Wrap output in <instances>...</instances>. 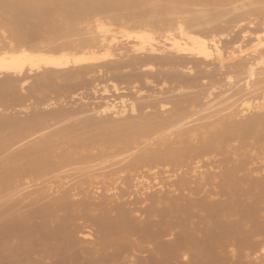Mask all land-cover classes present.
Masks as SVG:
<instances>
[{"label": "rangeland", "instance_id": "1", "mask_svg": "<svg viewBox=\"0 0 264 264\" xmlns=\"http://www.w3.org/2000/svg\"><path fill=\"white\" fill-rule=\"evenodd\" d=\"M15 1L19 2L20 5H22V4L25 5L24 2H26L27 0H15ZM15 1H14V3H15ZM144 1L142 2L143 5L141 3H139L140 5L138 3H134V4L131 3L132 5L131 4H125V6L122 4L123 7L121 6V4L114 3V1H112L113 3L111 1H105V3L100 2L101 4L97 3L98 5L100 4L99 6H96L97 5L96 3H95L96 5L93 4V6H89V4H92V3H87L88 4V6H87L85 3L84 5H86L88 7V8L86 7L87 8L86 9V8H84L85 6H82L83 4L81 5L80 3H77L78 1L75 2V0L74 1L70 0V2H72V3L73 2H75V4L77 3L76 4L77 7L74 5V3L71 4L69 2V4L73 8L68 7V12L73 13V14L68 15L66 13L68 15V17L66 16L65 13L62 14V12H63L62 8L58 7V4L55 3L56 6L53 4H52L53 6L51 5V7L46 6V8H48L47 10H46V8H44V9H41L42 11L41 10L36 11V13H33V14H36L34 16H33V14H32V16H31V14H28L27 15L28 17L30 15L29 18L27 16H25V17H27L28 20H25L23 22L22 19H20V20H18V21H20L19 23L15 22L18 25L15 24L14 22H13L14 24L12 23L11 19L12 18H13V20H15V19H14V17H12V15H10V12L8 11L9 12V14H8L7 12H5L6 8H5V10H3L4 7L2 8L0 6V8H1L0 9V14H1L0 15L1 16L0 17V19H1V21H0V27H1L0 28V45L1 46L0 47H1V51H2V48L6 46L5 44H7L8 47L6 46L3 49H5L4 51H6V52L9 50L7 53L0 51L1 52L0 56L4 53L10 54V52L11 53L13 52L12 54L16 55V54H19V51H21L20 54L23 55L22 52L25 53L27 51L25 53L26 55L31 54L30 56H34L35 58L36 57H43L44 55H45L44 57H46L48 55V58H52V59L55 58L54 60H58V59L61 60L62 59L61 62L64 61L62 64H60L61 66L60 65L56 66L53 64L52 65L51 64H44L41 62V64L40 63L38 64L39 67H36V66L30 67L29 63L25 60L27 63L25 62V65H23L24 67L21 69L22 70V72H20L21 74L19 72L15 73L16 71H14V72H11V71L9 72V71H4V70L0 71V78H1L0 81H3L2 78L3 79L5 78L7 81H12L14 78H17V79L19 78L18 80L14 79L12 81L15 84V82L16 81L18 82L22 76H23L22 79L24 78V80H21V82L18 83L19 85H17V83L15 84L18 87L14 86L15 89L18 88L19 93L17 90L15 91L14 88H12V90H14V92L12 91V94L14 93V96H12L13 98L10 96L12 94H10L11 91H9V90H8V92L7 91H4V92L2 91L3 93L0 92V100L4 98V94L6 97L5 100L4 99L1 100V101H4L5 103H3V102L1 103V101H0V117H2V115L7 116V118H8V116H10V118L8 120H11V121H17L16 119H18V123H12L11 121H8V120H7L8 123H6L5 119H7V118L4 116V121H5L4 123L6 125L1 124L3 121H0V124H1L0 127L4 128L3 130L0 129V132L2 131L0 133V136L2 135L0 138V146L1 147L3 146V145H1V141H5L4 137L7 136L9 139V137L12 135V133H15L12 135V137L15 138V140H14L15 143L12 141L14 143L13 144L11 141H9L10 145H13V146L9 147L8 146L9 143H8V145H7L8 147H6V145H4V150H2L3 147H2V149H0V158L3 157V159L1 158V160H0V165H1L0 166V171H1L0 172V179H1L0 183H2V184H0V264H264V190H263L264 186L263 187L260 186V188H259L258 185L256 184V186L253 187L255 185L254 184L251 187V186H249V184H251V182H248V181H251L250 180L251 178H253V177L256 178V176H259V175L261 176L262 174H264V171H263L264 169L262 170V168H263L262 164L260 166V158H259L261 156H264L263 155L264 154V151H263L264 150V148H263L264 147L263 146L264 145V136H263V138H261V135L264 134V131H262L263 134H260L257 131V128H255V129L253 128L254 131H253V129L247 130V131L241 130L242 132H247L244 135L245 137H246V135H248L249 137L251 136L250 138L249 137L245 138L242 135L244 133H242L240 131L239 133H240L242 139L240 136H239L240 138L237 137L239 135V133H237L238 135L235 134L236 133L235 129L232 130L235 133L231 132V134H233L234 136L230 135V137H228L227 134L229 135L230 134L229 132L228 133L224 132L226 134V137H225L224 133L222 134V136H221V134H215L216 139L220 138L219 141L221 142V144L223 145V143H224L223 146L220 145L219 142H217L218 140L214 139L215 135L214 136L211 135L214 138L210 136L211 137L210 139H212L213 141L216 142V146H215L216 150L213 147L215 145V142H213V141L210 142V139L209 140L207 139L209 141V143L210 144L214 143V144L212 145V148L210 145L209 148H211V149H208V150H207V146H209L208 141L206 140L204 142L201 138L200 139L196 138V136H195V138L189 137L188 139L192 138V139H190L191 141L186 140L187 142L186 141L182 142L187 137L181 138L179 136L180 134H175L172 131H174L177 128H181V124L183 127V124L185 122H188V121L190 122V119H191V121L194 120V122L189 123L192 126L195 122H197V121H195V119L197 118V116H198L197 114L199 113V111H201L202 113L204 111H207V110H199L198 109L199 107L196 108L197 106L194 103L193 99L194 98L196 99V96L198 97V95L201 93L203 96L207 95L206 96L207 101L210 100V102H211L212 96H216L218 94H220V95L224 94L223 92L227 91V90H222V87H221V89H219V93H218V91L217 92L215 91V90H218V88L213 89L212 87L210 88L208 86L210 90L212 89V91H214L216 93V95L213 92L210 94L209 90H207L203 94L202 93L203 89L201 90L200 88H204V85H205L204 83H205L206 78L204 80L202 78V82H204L203 83L204 85H202V87L199 86V84L200 85L202 84L201 81L194 80V81L198 82L197 83L198 85L192 84V83H195L192 81L187 82V83H189V85H190V82H192L190 85L191 87L192 86H194V87L199 86V87H195V88L200 89V91H198V95L196 93L197 89L195 90L196 94L194 92H192L193 91L192 89H194V87L190 88V86L187 85V86H185L186 87L185 88L184 85L187 84L185 82H184L183 87H182V85H181V88H180V86L176 87L177 85H175V82L173 84V80H171L172 78L173 79H175V78L173 76L170 77L166 73L172 71V70L169 71V68L171 69L173 67V70L178 69V68L175 67V65H173V64H171L173 66H169L170 64L168 66H166V63L163 62V63H165V66L168 68V70H167V68L164 66L166 68V70L168 71V72H166V70H163L165 68L161 67L162 65H160V63L157 64V62H158L157 60H155L156 62L154 61L155 64H157L155 69L158 70V68L161 67L159 69L160 71L158 70L157 72L160 73L163 71L162 74L165 73L166 76L161 75V73L156 74L155 72H153V74H151V75H154V77H158L154 80L157 84H160V85H157L156 83L153 82V80H152L153 78L151 77V75H148V74L152 73V71L154 70L151 67H155L154 65L150 64V62H152L153 59H157V56L161 57L164 54L167 55L169 51L171 52V53L169 52L170 54H172L176 51L175 48H174L175 50H173V47H171L172 50H169L170 48L169 49L166 48L165 50L167 52L165 50L164 51L161 50L163 47L165 48L169 44H171L169 42L170 37L174 38L175 40H177V39L181 40L180 34H182V33L180 32V30H182V29H184V30H182V32L184 31L183 32L184 34L186 32V34H187L186 36H191V37L195 36L196 37V35L197 36L199 35V37H201V38H203L204 36H207V34H205L203 36L204 30H205L204 28H206V24L208 26H210L209 23H211L210 27H212V24L216 23L215 26L213 25L214 27H212V29H214V28L216 29V26L219 23H221V21L224 22L223 24H225L226 18H225V21H223L224 19L221 20L222 19L221 18L222 17L221 11L223 10L224 11L223 13H225L226 11L224 9H228L229 6L227 7V5L221 6L222 4H216L214 7L212 4H208V2H206L204 0H198V2L200 1V5H197V6H193V5H196L198 3H196V1H194V0H191V3H193L191 6V3H189V0L188 1L182 0V2L180 0V2L183 5H184L183 1H185V3L187 2V4L184 5V7H185L184 8L182 4L181 5L179 4L178 0H171L172 2H174L173 3L174 7L172 5V2H170L169 0H167V1L166 0H153V1L144 0ZM159 1H161V2H159ZM175 1H177L176 3L180 6V9H176V6L177 7H179V6L177 4H175ZM192 1H194V2H192ZM245 1H249V0H238L236 2V7H238V8H235L236 10L235 9L232 10L229 8L228 9V11H229L228 17H230L231 15L236 17L239 14H245L248 11V7L246 6V8H245V6L243 5V4H246ZM109 2L111 4H109ZM153 2H154V4H153ZM204 2H206L208 5ZM194 3H196V4H194ZM203 3L205 4V6L202 5ZM78 4H79V6H81V8L78 7ZM151 4H152V6H151ZM247 4H248V2H247ZM254 4H256V3H254ZM127 5H128V9L126 7ZM129 5H130L131 9L129 8ZM217 5H219L220 7ZM242 5L244 6L245 10H247V11L242 10V7H243ZM250 5L256 6L258 4H256V5L249 4V6ZM106 6L108 9H105ZM167 6L171 8V9L169 8L170 9L169 11H168ZM181 6L183 7V9ZM190 6H191V8L192 7H194V8L191 9ZM209 6H213V7H210L211 9H208ZM90 7H94V8H92V12L90 10ZM96 7L98 8V10ZM145 7L147 8V10ZM186 7L187 8L189 7V8L186 9ZM222 7H223V9H222ZM69 8L71 9V11L69 10ZM82 8L86 12V13H84V15H82L84 12ZM21 9H23V8H21ZM140 9L142 10V12ZM157 9H158V11H156ZM185 9L187 11L188 10L189 11L186 13ZM217 9H222V10H220V14H219ZM129 10H130V13H128ZM135 10H136V12H135ZM183 10H185L184 11L185 14H184ZM78 11H79V13H78ZM181 11L183 12L184 15L182 14ZM40 12H42V13H40ZM87 12H88V14H87ZM146 12L148 14H146ZM149 12H150V14H149ZM76 13H77V15H76ZM111 13H112V15H111ZM86 14L88 16H86ZM96 14H98V15H96ZM179 14H182V15H179ZM247 14H248V12L245 15H247ZM207 15L211 16V18L208 17ZM81 16H82V18H81ZM168 16H169V18H168ZM223 16L225 17L226 15L223 14ZM84 17H85V19H84ZM207 18H208V20L206 21ZM212 18L216 19L215 22ZM7 19H9L8 20L9 23H8ZM201 19H203V22L206 21V23H203ZM22 22H23V24H22ZM173 22H176V23H173ZM178 22H180V23H178ZM202 23L205 24L204 25L205 27L203 26ZM19 24L22 25V26L20 25L22 28V30H20V31L23 32L22 35L20 33H18V35H16L14 33V32L17 33L16 28H17V30L20 29V27L18 28ZM169 24L172 26H170ZM178 24L182 25V26H180L182 28L178 27L179 26ZM223 24L221 23L219 25L222 26ZM101 25L103 27L102 30L105 33L102 32V30L100 29ZM197 25L200 26L199 29L201 28V26L204 27L203 28L204 30H201L202 29L201 28L199 31ZM219 25L217 27H219ZM250 25H251V27H250ZM4 26H6V27H4ZM34 26H35V28H34ZM144 26H145V28H144ZM208 26H207V28H208ZM248 26L249 27L247 28V31L250 28H254V24H248ZM13 27L15 30H13ZM23 27L25 28L24 30H23ZM194 27H196L197 29L196 28L194 29ZM105 28H106V30H105ZM252 30L250 29L248 32L250 33ZM201 31H202V33H201ZM216 31H218L217 36H219V33H220V35L222 33L223 36H221V37L219 36V38L224 39L225 32H220L219 30H216ZM257 31H259V32H257ZM12 33H13V35H11ZM176 33L179 34L180 37H177L178 35L176 36ZM254 33H255V35H254ZM14 34H15V36H14ZM19 34H20V36H19ZM84 34H85V36H84ZM167 34H169L170 37ZM200 34H202V35L200 36ZM260 34H262V29H259V30L254 29V32H251L249 35L250 36L249 42L239 41L240 44H239V42H237L240 47L236 46L238 44H236L235 40L227 43L226 45H228V46L225 45L226 48L224 46L221 47L223 50V54H225V55L228 54V51H226L225 49H227V50H229L230 48L235 49L234 48L235 46L237 47L235 49L237 51L239 48L240 50L244 51V53L248 52L249 49L254 47V46H252V45H254L253 43H255L257 41L254 36H256V37L261 36ZM144 35H146V36H144ZM21 36H22V39L18 38ZM107 36H109V37H107ZM128 36H129V39H128ZM141 36H144L145 38H142ZM150 36H152V37H150ZM186 36L184 35L185 39H186ZM99 37H101V38H99ZM88 38H89V40H87ZM163 38H166V40H164ZM252 38H254L255 40ZM174 39L170 40V41L171 42L175 41ZM156 40L159 42H157ZM140 41H141V43H140ZM163 41H165V42H163ZM86 42H87V44H86ZM147 42L149 44L148 46H147V44L145 45V43H147ZM178 42H180V44L182 43V41H178ZM1 43H3V44H1ZM127 44H128V46H127ZM141 44H143L145 46L143 47V45H141ZM219 45H220V43H219ZM232 45H235V46L230 47ZM140 46L143 47L144 50H146V48L149 49L148 48L149 46L152 48L154 47V49L156 51L152 50V52H148L151 50H146L147 52L146 51L143 52L140 49L141 48ZM242 46H244V47H242ZM155 47H158V49L159 48L160 49L158 50ZM169 47H170V45H169ZM139 49H140V51H139ZM106 50L108 52H106ZM237 51H236V53H238ZM41 52H42V54H41ZM45 52H46V54H44ZM176 52L174 54H172L173 59H177V57H178V59L179 58L183 59L184 56H185L184 58H186V56L188 57L189 54L190 55L192 54L191 52L188 54V51L186 53H185V51H183L184 55H182L183 54V53H181L182 51H180V52L178 51L177 54L178 53L179 54L177 56ZM260 52L263 53L262 55H264V50H260ZM36 53H38V54H36ZM12 54H10V55H12ZM143 54H146L145 56H147V55L148 56L145 58V56ZM150 54H152V55H150ZM170 54L166 56V58L168 57V59H166L168 61L170 59L169 57L172 56V55L170 56ZM175 54L177 56L176 58H174ZM153 55H155L156 57H154ZM196 56L197 55H191L190 57H193L192 59L195 62L196 61L198 62V60H200V59L198 57L196 58ZM80 57H81V59L83 57V59H85V60L76 62V59H80ZM104 57H106V58H104ZM139 57L142 58L143 60H141ZM148 57H150L151 61H150V59H147ZM151 57H153V59ZM64 58H66V59H64ZM86 58H87V60H86ZM133 58H135L136 60ZM144 58L147 60H144ZM128 59H130V61H132L131 59H133L134 62H132L133 63L132 65ZM211 59H207L209 63L207 62V60L204 61V59H202L203 65H201L202 63L197 65V62L195 64V62L190 61L191 63L188 62L190 65L189 69L187 68L188 65H187V67L184 65L183 68H181L182 65H176L178 67L180 66L181 70L179 69V70H175V71H176V73H177V71L180 73V71L182 72L184 70L182 72L183 74L180 73L181 76L182 75L184 76L186 72L187 73L191 72V74H193L194 70L196 71V69H194V67L198 68V66L199 67L203 66L205 70H210L214 65L217 64V60H214L213 58H211ZM137 60L139 62L140 61L141 62L139 63ZM148 60L150 62H148ZM144 61L146 63H149V64H147L148 67ZM214 61H216L215 64H213ZM118 62H119V64H118ZM127 62H129L130 63L129 65H131L133 68L131 66L129 67V65L125 66V64ZM135 62H136V64L134 66ZM154 62L152 64H154ZM169 62H171V61H169ZM206 62H207V64H206ZM122 63L124 65H122ZM163 63H161V64H163ZM192 63H194V64H192ZM120 64L122 65V69L120 67L121 66ZM208 64H209L210 68H209V66H207L208 67V69H207V67L205 65H208ZM118 65H120V66H118ZM85 66L90 68V69H88V68L86 69ZM123 66H124V68H123ZM149 66H151V67H149ZM91 67H94V68H92L93 70L91 69ZM107 67H109V68H107ZM174 67H175V69H174ZM190 67L193 70H191ZM96 68H98V69H96ZM83 69L85 72L83 71ZM132 69H133V71H132ZM134 69H135V71H134ZM259 69L261 70V68H259ZM146 70L147 71L151 70V72L148 73L149 71L147 72ZM189 70H190V72H189ZM141 71H143V72L140 73ZM145 71L147 72V74L144 76L143 74H145ZM175 71H173V72H175ZM71 72H72V74H71ZM73 72H75V73H73ZM136 72H139L140 75ZM69 73L71 76L69 75ZM179 73H178V75H179ZM187 73H186V75H187ZM109 74H111V75H109ZM115 74L118 75L119 79H118L117 75L115 76ZM133 74H135L134 76L138 77V78L134 79L135 77H133ZM155 74L158 76H156ZM57 75L59 77H57ZM63 75H65V77ZM141 75H143V76H141ZM27 76L29 77V79ZM44 76H46V78ZM130 76H131V78H130ZM139 76H140V79H139ZM167 76L170 78L171 82L169 80H167V79H169ZM8 77H10V79H12V78L13 79L10 80ZM95 77H97V78H95ZM112 77H113V79H112ZM132 77L134 80H132ZM159 77L162 79H160ZM164 77L167 79L165 80ZM47 78H49V79H47ZM120 78H123V79H120ZM147 78L149 80H146ZM25 79H28V80H25ZM158 79L165 81L166 83L164 82V84H169V86H171L170 84L172 83V85H175L176 88H180V90H179V94H180L179 97L181 96L180 98L183 97V99H184V96L188 97L191 94L196 95L195 97L192 96V100H190L188 97L187 100L188 101L190 100L189 102L186 100V97H185L187 104H185V101H184V103H182L183 102L182 99H181L182 100L181 102L178 101V103H179L178 105H180L181 103L183 104V106L189 105L188 106V108H190L189 110H191V111L193 110V111L192 112L186 111L184 113V111L179 110L180 113H183L181 115L183 120L181 122L179 121L180 125L178 123H177L178 125L177 124L176 125L171 124L172 125L171 127L168 125L169 129L164 126L165 128H167L166 131H168V133L165 131V134H164L163 133L165 130V128H164V130L162 131V133L164 135H166V133L169 134V131H171L173 134L170 133V135L163 137V134L160 133V130L163 129V126H162V129L160 128L159 131L157 130L158 132L157 131L154 132L153 130L155 128H153L154 126H152L150 122L149 123L147 122L148 124L144 123V125L146 124L145 126L149 125L153 128V129L150 128L148 130H146L145 128H149V127L148 126L145 127L142 123L135 124V127H132V128H131L132 125H129V128H127V129L125 128L126 126H123L122 131H120V127H118L117 129H118L119 133L115 132V130L112 128V126H114L115 123H114V125L112 124V126H110L111 128L109 127L110 130H106L103 127V125H105L107 122L111 121L113 123L114 119H115L114 122L117 121L116 125H118V122L121 120L120 119L121 117L124 120L126 117H129V116L132 118L133 117L132 115H134V114L138 115V112L136 113V109H134V112H135V113L133 112L134 114L130 113L131 111H133L132 109H131V111L129 110L131 103L133 102L131 107L132 106L135 107L136 105L137 106H140L141 104L143 105L144 104L143 102H146V101L150 102V101L155 100L156 98L160 99L164 95V92L167 91V90H163V88L164 89L169 88L168 89L169 93L167 92V94L164 95L165 97H167V98H165V102L168 101V103L166 102L165 103L166 105L165 104L162 105V108H161L160 105L159 106L157 105V107H156V104L152 105L154 103L150 102L151 103L150 104V103L146 102L147 104H145V105L146 106L148 104L149 105L147 107H145L146 109L143 108L145 106V105H143V107H141V109H143V110H141V113H145V114L151 113L150 114L151 116L153 113L152 117H155L154 114L157 115V113H158L160 115V113H161V115H160L161 120L164 119V117L166 116V113L168 116V114L170 113L169 110H171L172 108L174 110V106L175 107L177 106V104H175V102L179 98V97L177 98V96H178L177 90L178 89H176L172 86L173 89H176L174 92H177V93H175L177 96L174 94V96L176 97V101H175V99H174L175 97L172 95L174 93L173 89L168 87L167 85H165L166 86L165 87L164 84L161 86V83H163V82H161L160 80L158 81ZM41 80H42V82H41ZM65 80H66V82H64ZM140 80H142V83ZM222 80H224V79H222ZM77 81L81 82V83L78 84ZM119 81L120 82L122 81V82L120 83ZM130 81L132 84L130 83ZM137 81H140V82H137ZM145 81H147L148 83H149V81L150 82L152 81V83H154V84L150 83L151 84L150 86H152L150 88L149 84H147V82H145ZM167 81H168V83H167ZM30 82L32 85L29 84ZM36 82H37V84H36ZM158 82H160V83H158ZM199 82H201V83H199ZM221 82H223V81H221ZM33 83H34V85H33ZM90 83H92V84H90ZM113 84H115V85H113ZM136 84H140L141 87H140V85H136ZM48 85H50V86H48ZM144 85L148 86L149 89H148V87H146V89H144L145 88ZM46 86L50 89L46 90L47 89ZM77 87H79V88H77ZM116 87H117V89H116ZM226 87L228 88V86H226ZM28 88H29V91H31L30 93H32V94L27 92ZM30 88H32V90H30ZM55 88H57V89H55ZM128 88H129V90H128ZM139 88L140 89L142 88V89L140 90ZM153 88H154V90H152ZM206 88L207 87H205L204 89H206ZM23 89H25V90H23ZM59 89H61V90H59ZM159 89L160 90L162 89L161 91H163V94ZM170 89H172V90H170ZM53 90H55V92H53ZM145 90H147V91H145ZM180 91H181V93H182V91H184L185 95L183 93L184 96H182ZM80 92H81V94H80ZM83 92H85V93H83ZM87 92H90V93L87 94ZM186 92H189L190 95H188V93H186ZM220 92H222V93H220ZM227 92L229 93L230 91H227ZM26 93L30 94V95L28 96ZM157 93H158V95H157ZM159 93H161L162 95H159ZM208 93L210 94V97H208L209 96ZM22 94H25V97ZM44 94H46V95H44ZM130 94L132 96L134 95L133 98H132V96H130ZM201 94L199 95V97L201 96ZM212 94H214V95H212ZM32 95L35 97V99ZM41 95H44L45 97L44 96L42 97ZM90 95H92V96H90ZM142 95H144V96H142ZM145 95H146V97H145ZM155 95H157L158 97H156ZM168 95H172V97H170ZM226 95L227 94L225 92L224 96H226ZM17 96L18 97L20 96V99H22V100L26 99L25 101L28 103H26L25 101L23 102L21 100V102H23V105H22L20 102H18L19 98ZM138 96H140V98ZM224 96H221V97H224ZM15 97H17V98H15ZM143 97H145V99ZM168 97H170L169 99H171V100H169ZM216 97H217L216 100H218L220 96H216ZM45 98H46V100H45ZM151 98H152V100H151ZM163 98L164 97H162V99ZM172 98L174 99L173 101H172ZM190 98H191V96H190ZM208 98H210V99H208ZM214 98L215 97H212V100ZM224 98H220L221 101L223 100L222 102L221 101L217 102L214 99L211 103V105H212L211 108L215 109V108L219 107L216 109V112H217V110L220 112V110H221L220 107H221L222 103L223 102L225 103L226 101L228 103L232 100V98H228V99H226V101H224L225 100ZM166 99H168V100H166ZM205 99H206L205 97H204V99L200 98L199 101L200 100L204 101ZM256 99H258V98H256ZM260 99L261 98H259L258 100H255V101H259ZM16 100L18 103L16 102ZM35 100L38 101L39 103L34 102ZM138 100H139V102H138ZM29 101H30V103H29ZM135 101L138 102L136 105H135V103H136ZM170 101H172L174 105L171 104L172 102L169 103ZM203 101H201V102H203ZM207 101H205V102L207 103ZM215 101H216V103H215ZM40 102H42V103H40ZM113 102H114V104H113ZM190 102L193 104H188ZM219 102H220V106H219ZM31 103H34V105ZM139 103H141V104H139ZM208 103H209V101H208ZM224 103L222 106H224ZM227 103H225V105H227ZM254 103H257V102H254ZM4 104L6 106L8 105V108L6 106H4ZM124 104H126V106ZM213 104H215L216 106L218 105V106L216 107ZM31 105H32V107H31ZM98 105H100L99 108H97ZM113 105H115L116 107ZM150 105L152 107L155 106L157 110H158V108H159V110L164 108L165 111L160 110L161 112H158L157 110L153 109L154 110V112H153V110H151V108H150L151 107ZM232 105H233V103H232ZM61 106L63 107L64 110L62 109ZM74 106H76V107H74ZM183 106H181V107H183ZM33 107L35 108V110ZM125 107L127 108L128 111L126 110ZM178 107H180V106H177V108ZM181 107H180V109L182 110ZM240 107H241V105H239V107H238V105L236 106L237 109ZM38 108H41V109H38ZM51 108L53 110V116L51 114L52 113ZM54 108L59 110V111L55 110ZM166 108H167V110H166ZM168 108H169V110H168ZM177 108H175V109L177 110ZM184 108L188 109L187 106ZM211 108H210V110H211ZM119 109H120V111H119ZM194 109H197V110H194ZM241 109L242 110L244 109L246 112L247 111L249 112V113L248 112L246 113V112H244V110L242 111V110L238 109L239 111H241L240 114H242V115H245L244 113L250 114V112H254L253 111L254 109H252V108H251L252 111H249L251 109L247 110V109H245V107L243 108V106ZM39 110H40V113H42V114H38V116H36V118L37 117L38 118L34 120L35 114L39 113ZM122 110H124V111H122ZM27 111H29V112H27ZM44 111H45V113H43ZM150 111H152V112H150ZM179 111L177 110L178 113H179ZM12 112H14L15 114ZM26 112H27V114H26ZM73 112L75 113V115ZM201 112L199 113V115L202 114ZM5 113H7L8 115ZM65 113H66V115H65L66 117L64 116ZM109 113L111 116L112 115L113 116L111 117L110 115H107ZM186 113H188V115ZM214 113H215V111H214ZM87 114H89V116ZM11 115L13 117H11ZM147 115L149 116V114H147ZM162 115L164 117H162ZM183 115H185V117L187 115V118H188L187 121L184 120L185 117L183 118ZM191 115L193 117L196 115L194 117L195 119L191 118L192 117ZM31 116H32V119L34 121L31 119ZM40 116L47 117L48 119L42 118ZM49 116H51V117H49ZM57 116H59V117H57ZM107 116H109L110 118ZM167 116L165 117L166 119H167ZM39 117L43 121L39 120ZM102 117H103V120H102ZM118 117H119V119H118ZM134 117L136 118V116H134ZM152 117H150V118H152ZM200 117L201 116H199V119H200ZM11 118H13V119H11ZM14 118H16V119L14 120ZM129 118H128V120L127 119L126 120L129 121L130 120ZM135 118H133V119H135ZM160 118H156L157 122L154 120V118H152L153 120H151V121H155L156 123H158ZM199 119L197 118L196 120H198V122H199ZM1 120H3V117L1 118ZM58 120H60V121H58ZM132 120H130V121H132ZM148 120H150V119H148ZM31 122H35L37 124V126H36V124H33ZM39 122H41V123H39ZM43 122H45V123H43ZM98 122L99 123L103 122L104 124L100 123L97 125ZM9 123H12V124L9 125ZM80 123H81V125H80ZM121 123H122V120H121ZM123 123H125V121H123ZM162 123L163 122H161V125H163ZM14 124H17V126L19 125L18 128ZM31 124L34 127V131H33V127ZM46 124H47V126L45 127L44 125H46ZM119 124H120V122H119ZM140 124H142L143 128L145 127L144 129H145L146 133H149V132L153 133V134L150 133L151 139L149 137H147L148 134L142 138V136L146 133L143 134L142 132H139L140 134L141 133L143 134L142 136L140 135L139 138H138V135L136 136V134H133L134 132H132V131H133V128H137L136 125L138 126L137 130L143 129L140 126ZM27 125L32 127V128L27 127ZM48 125H49V127H48ZM53 125H55V126H53ZM71 125H73V126H71ZM164 125H165V122H164ZM187 125L188 124H186V125L184 124V128L190 126V125H188V126ZM4 126H6V127H4ZM12 126H15L16 128L12 127ZM56 126L59 128H57ZM62 126L63 127L66 126V127H64V129L65 130L67 129L68 131L67 130L65 131ZM99 126H102V128L104 130H101L102 128H100ZM107 126H109V125H107ZM156 126L159 127V125H157V124H156ZM40 127H42L43 129H41ZM50 127L52 129H50ZM157 127H156V129H157ZM55 128H57V130H55ZM109 128H107V129H109ZM124 128L126 129L125 130L126 132H124ZM184 128L182 129L183 131L186 130ZM9 129L10 130L12 129L11 130L12 133L10 132ZM171 129H173V130H171ZM27 130H28V132H27ZM47 130H48V132H47ZM60 130L62 131V134H61ZM92 130L93 131L96 130L97 132L96 131L93 132ZM137 130H135V131H137ZM149 130H151V131H149ZM51 131L53 132V134L55 133V131L57 133H55L53 135ZM79 131H81V132L79 133ZM85 131H86V133H85ZM88 131H90V132H88ZM108 131H110V132H108ZM111 131H113V132L111 133ZM139 131L144 132V130H139ZM238 131L239 130H237V132ZM18 132H19V135H18ZM29 132H32V133H29ZM49 132H51V133H49ZM76 132H77V135H75ZM123 132H124V134H123ZM128 132L129 133L132 132V135L129 134ZM3 133H6L5 136ZM23 133H24V135H22ZM26 133H27V135H26ZM89 133H91V134H89ZM157 133H159L160 135ZM248 133H251V134L249 135ZM28 134L30 136H28ZM101 134H102V136H101ZM115 134H117V135L119 134L120 137L117 136L114 138ZM125 134H127L126 135L127 137L128 136L129 137L134 136V135L135 136L133 137V139H130L129 141H127L126 140L127 138L125 139L126 136L125 137L123 136ZM174 134L176 136H178V137H176L177 141H176V138H174V137L173 138L175 140L173 138H170V137H172V135L175 136ZM255 134H257V135L260 134V137H258L259 135L255 136ZM45 135H46V137H45ZM93 135L96 136L95 139H94ZM104 135L106 137L108 136L107 140L105 139L106 137H103ZM112 135H114V136L112 137ZM218 135H220V136L218 137ZM223 135H224V141H223ZM252 135H253V137H252ZM26 136L29 138H26ZM48 136H51V137H48ZM53 136H57V137H53ZM68 136H69V138H71V137L72 138L69 140V138H67ZM98 136L101 138H99ZM12 137H10L11 140L13 139ZM18 137H20V138H18ZM74 137H76L78 140ZM80 137L81 138L84 137L82 139L85 142H87V141H89V142H87V144H86L83 140H81ZM110 137H112V138L110 139ZM129 137H128V139H129ZM146 137L148 138V140L146 139ZM166 137H167V139L169 138L168 139L170 141L169 143H172V144L168 145L169 143L166 140ZM227 137H228V140H227ZM233 137L234 138L236 137L235 138L236 140L235 139L232 140L231 138H233ZM3 138H4V140H3ZM24 138H26V139H24ZM237 138L240 139L241 142L239 140H237ZM251 138H253L254 141ZM36 139H38V140H36ZM66 139H68V140H66ZM194 139H195V141H194ZM196 139L198 141L200 140L201 142L199 141L200 142L199 143ZM229 139L231 141H229ZM258 139L260 141L261 140L262 141L259 142ZM92 140L93 141L96 140L95 142H97V143L92 142ZM178 140H181V142ZM242 140H243V142H245L244 144H243ZM41 141H43V142H41ZM60 141H62L63 144ZM122 141H123V143H122ZM173 141H175L176 143ZM196 141H197V143H195ZM222 141H223V143H222ZM237 141L240 144L241 143L242 144L240 145L238 143L240 145L239 146L237 144ZM65 142H67V143H65ZM78 142L80 143V144H78L79 146L76 145V143H78ZM189 142H191V144H190L191 146L189 145ZM5 143H6V141H5ZM52 143L53 144L55 143V145H57V146L53 145ZM72 143L75 144L76 149L74 147H72L73 146ZM88 143H90L91 146ZM102 143L104 145H100ZM185 143L189 146V148L187 145H184ZM192 143L197 144L198 147ZM198 143H199V145H198ZM30 144H32V146H34L35 149L31 148L32 146ZM181 144L184 146H182ZM202 144L204 146L206 144L205 150H207L208 152L210 151L209 153L207 151L203 152L202 149H204V147ZM20 145H21V147H23V145H24V147H23L24 150L20 149L21 148ZM28 145H30L31 147ZM40 145H41V147H40ZM83 145H84V148H83ZM127 145H128V147H127ZM180 145H181V147H180ZM234 145H237V148ZM242 145H244V147ZM25 146L26 147L28 146V147L26 148ZM106 146L109 148H107ZM192 146H195V147H192ZM241 146L244 149H246V151L242 152ZM46 147H47V149H46ZM79 147H81V148L79 149ZM151 147H153V148H151ZM157 147L159 148V152H158ZM177 147H178V149H177ZM255 147L258 149L257 150L258 153H260V155L262 154L261 156L258 155L259 156L258 158H256V156H257L256 154H258V153L254 154V156L252 157L253 153L257 152V151L254 152V150H256ZM5 148H7V149L5 150ZM10 148L13 149L14 151L17 150L16 154ZM36 148L39 150L38 153H37L38 150ZM144 148H146V149H144ZM174 148L176 150V151L174 150L175 154H173ZM179 148H182V149L187 148V150L178 151ZM190 148L195 149L194 152L196 154ZM232 148L234 149V151L238 148L239 149L236 150V153H234V151H232ZM26 149L28 151H31L32 149L34 151L36 150V153L32 150V155L34 153H35V155H37V154L41 155L42 153H44V155H41V157L38 156L39 159H41V160H39L37 156H35V155L32 156L31 152L28 153V151ZM136 149H138V152L136 151ZM168 149L169 150L172 149V152L170 150L171 153H168L165 156L164 153L168 152L169 151ZM20 150H21L22 154L24 151L27 153L24 152V154L22 156H20L21 155ZM45 150L46 151L49 150V151L46 152ZM97 150L100 151V153ZM201 150H202V152H201ZM10 151H12V152H10ZM60 151H62V153ZM196 151L197 152L199 151V153H197ZM247 151H249V153ZM262 151H263V153H261ZM1 152H3V153L1 154ZM86 152H87V154H85ZM96 152H98V153H96ZM135 152L138 154H136ZM190 152L192 154H190ZM240 152H242V153H240ZM4 153L5 154L7 153L6 155H8V156L6 157V155H4ZM142 153H145V154H142ZM148 153H149V155H148ZM237 153H239V155L242 154V156H243V153H244V156L247 153L249 155V158H251V160L249 158H246V157H248V155L245 157L243 156L245 159L242 156L240 159V156L237 155ZM10 154H12V155H10ZM95 154H97V155L93 156ZM172 154H173V156H171ZM15 155H18L19 157L15 156ZM25 155L27 157L29 155V158H25L26 157ZM88 155H90V156L88 157ZM91 155L93 156V158ZM98 155H100L99 158L97 157ZM137 155L140 156V160H138V161H136L139 158ZM161 155H164V157ZM175 155H177V156H175ZM179 155H180V157H178ZM9 156H11V158ZM43 156H44L45 161H44V159L42 161ZM47 156L50 157L51 160H50V158L46 159L45 157H47ZM150 156H152V157H150ZM228 156L230 159L228 158ZM35 157H37V158H35ZM66 157H68L69 161H71V162H69L70 164L67 163L68 158H66ZM161 157H162V159H161ZM235 157L236 158L239 157L238 158L239 163L241 161L242 164L244 163L243 161L250 160V161L245 162L243 164L244 168L240 167L242 174L240 172H237V171L235 172V170H234V169L239 170L238 169L239 165L242 166L241 163L240 164L238 163V160H236ZM4 158H5V160H4ZM17 158L20 160H18ZM24 158H25V160H24ZM75 158L78 160L74 161L73 159H75ZM127 158H130V159H128V162L126 161ZM147 158H149V159H147ZM222 158H224V159L228 158V160H227L228 162H225L226 159L224 160ZM253 158H256L257 160H255ZM37 159L39 160V162ZM220 159H222V160H220ZM246 159H248V160H246ZM46 160H47V162H48V160L53 161L54 165L51 166L52 164L50 162H48L46 164ZM91 160H92V162H91ZM120 160H121V162H120ZM232 160H234V161L236 160L237 162L235 161V163L239 164V165L234 164L235 165L234 167H236V168L233 167L232 162H234V161H232ZM81 161H83V162H81ZM133 161H134V164L132 163ZM164 161H166V162H164ZM255 161L258 163H256ZM7 162H9L11 165H9ZM30 162H32L33 164L32 163L30 164ZM40 162L45 164L46 167L50 166V167H47L49 170L45 167L46 168V169H44L45 173H44V170L41 169L42 167L40 165H37V164H40ZM137 162H138V164H137ZM212 162H215V163H212ZM66 164H68V165H66ZM29 165L30 166L35 165L38 168L40 167L39 169H41L43 171H41V170L39 171L38 168H37V171L41 172L43 177L40 173L37 175L34 172L36 170L35 166L30 167ZM166 165H167V167H166ZM182 165H184V166H182ZM258 165H259V169L257 168ZM237 166H238V168H237ZM10 167H11V171L13 169L12 173L10 172ZM20 167H21V169H19ZM27 167H28V169L30 168L31 170L34 168L32 171L30 169L29 170L33 174H36V175H33L27 169ZM62 167H64V168H62ZM8 168H9V170H8ZM43 168H44V165H43ZM229 168H231V169H229ZM5 170H8V171H5ZM20 170H21V172H20ZM172 170H174V171H172ZM229 170H231L234 174H232V172H229ZM245 171H246V173H244ZM24 172H25V174H24ZM5 173H7V174H5ZM231 174H232V177H231L232 179L230 178ZM235 174L238 176L240 174V176L238 177L239 179L237 178V176ZM3 175H5V176H3ZM241 175L246 177V179L244 177H241ZM24 176H26V177H24ZM34 176H36V178ZM251 176H253V177H251ZM260 176H259V178H264L263 175H262L263 177H260ZM240 177L242 178V180L239 182V186L237 187L238 183H236V182L241 179ZM229 178L232 181L235 178L237 180H234V182H232L231 180H229ZM255 178H253L252 180H254ZM259 178L257 177V179H259ZM225 179H228V180H225ZM243 179H245L246 181L245 180L243 181ZM32 180H34V181L32 182ZM11 181H12V183H11ZM209 181H210V183H208ZM223 181L224 182L228 181V183L230 181V183L232 182L236 186L233 185L232 183L231 184L222 183ZM243 182H244V184L246 182V184L244 185ZM3 183L5 184L6 187L3 186L4 185ZM10 183L13 185H11ZM186 183H189V184H186ZM241 183L243 184V186H240V185H242ZM9 184H10V188H9V186H7ZM252 184H253V182H252ZM227 186H229V187H227ZM230 186H235V187H230ZM2 187H5V188L3 189ZM37 187H39L40 189L38 190ZM256 187H258V188H256ZM30 188L31 189L34 188V189L31 190ZM35 189H37V191ZM45 192H47V193H45ZM45 195H46V197H44ZM32 196H33V198H32ZM90 196H91V198H90ZM41 197H43V199ZM86 197H88V198H86ZM86 199H87V201H86ZM43 200L46 202H44ZM50 200H51V202H50ZM1 203H3V204L1 205ZM27 203H29V204H27ZM48 203H49V205H48ZM78 203H81V204H78ZM93 203H95V204H93ZM31 205L34 209L31 207ZM29 208H30V210H29Z\"/></svg>", "mask_w": 264, "mask_h": 264}, {"label": "bare ground", "instance_id": "2", "mask_svg": "<svg viewBox=\"0 0 264 264\" xmlns=\"http://www.w3.org/2000/svg\"><path fill=\"white\" fill-rule=\"evenodd\" d=\"M14 1L15 0H0V6L3 8V10H5V8H6V10H5V12H7L8 14H9V12H10V15H12V17H14V19L16 20H13V18L11 19V21H12V23L14 22H17V23H19L20 21H18V20H20V19H22V21L24 22L25 20H28L27 19V15L28 14H31V16H32V14L33 13H36V11H40L41 9H44V8H46V6H50L51 7V5L53 4V5H55L56 6V4L55 3H57L58 4V7H60V8H62V10H63V12H62V14H68V15H72L73 13H70V12H68V7H72L70 4H69V2H70V0H27L26 2H24V4L25 5H23L22 3V5H20L19 4V2H17V1H15V3H14ZM72 1V0H71ZM74 1V0H73ZM76 1H78L77 3H80L82 6H85L84 8H86L87 6H88V4L87 3H92V4H89V6H93V4H97V3H105V1H114V3H118V4H121V6L123 7V5L125 6V4H131V3H141L142 4V2L144 1V0H75V2ZM150 1H153V0H150ZM167 1V0H166ZM170 2H172L171 0H169ZM179 1V4L181 5L182 3V0H181V2H180V0H178ZM186 1H188V0H186ZM194 1H196V3H198V4H196V3H194V4H196V5H193V6H197V5H200V1L198 2V0H194ZM194 1H192V2H194ZM204 1H206V2H208V4H212L214 7H215V5L216 4H222L221 6H223V5H227V7L229 6V8L230 9H235V8H238V7H236V2L238 1V0H204ZM17 2V3H16ZM75 2H73L74 3V5L76 6V4H75ZM145 2V1H144ZM159 2H161V1H159ZM177 1H175V4H177L176 3ZM206 2H204V3H206ZM244 2V1H243ZM247 2H248V4H247ZM71 4H73L72 2H70ZM86 3V5H84ZM100 3V4H101ZM113 3V2H112ZM167 3V2H166ZM174 2H172V5H173V7H174V4H173ZM183 3H184V5L185 4H187V2L185 3V1H183ZM189 3H191V0H189ZM202 4V5H204L205 6V4ZM245 3L246 4H243L244 6H245V8H246V6L248 7V11L247 10H245V8H244V6L242 7V10H244V11H247L248 12V14L247 15H245V14H239V15H237L236 17L235 16H230V17H228V13H229V11H228V9H224L226 12L225 13H223L224 11L222 10L223 9V7H222V9H217L218 10V12H219V14H220V10H222L221 11V20H223V21H225V18H226V21H225V24H223L224 22H222L221 21V23L223 24L222 26L221 25H219V24H221V23H219L218 25H219V27H217L216 26V29L214 28V29H212V27H214L215 25H216V23L215 24H212V27H210L211 26V23H209V25L210 26H208L207 24H206V28H204L205 26V24H203V23H206V21L208 20V18L206 19V21L205 22H203V19H201L202 20V24H203V26L204 27H202L201 26V30H204V34H203V36L205 35V34H207V36H204L203 38H201V37H199V35L197 36L196 35V37L194 36V37H191V36H186L187 34H186V32H185V34L182 32V30H184V29H182V30H180V32L182 33V34H180L181 35V40L180 39H177V40H175L174 38H172V37H170V35L169 34H167V35H169V37H170V39H169V42L171 43V44H169L170 45V47H169V45L167 46V47H163L161 50H165L166 48L167 49H169V50H172L171 49V47H173V50H175L176 49V51L178 52H180V51H182L181 53H183V51H185V53L188 51V54L191 52L192 54L191 55H197L196 56V58L198 57L200 60H198V62H197V65H199L200 63H202L201 65H203V60L202 59H204V61L205 60H207V59H211V58H213L214 60H217V64L216 65H214L210 70H205L204 69V67L202 66V67H199L198 66V68H196V67H194V69H196V71L194 70V73L193 74H191V72H190V70H189V72L190 73H187V75H186V73H185V75L183 76H181V74L180 73H182L181 71H180V73L177 71V73H176V71L175 70H179L180 69V66L178 67V66H176V65H182V67L181 68H183V66L185 65L186 67H187V65H188V69H189V63L188 62H195L192 58L193 57H190L191 55L189 54V56L187 57L186 56V58H184L183 57V59L182 58H179L178 59V54H177V52H176V54H177V56H176V54H175V57L174 58H176L177 57V59H173V55L172 54H174V53H172V54H170L169 52H168V54L167 55H169L170 54V56L171 57H169L170 59H169V61H171V62H169L168 60H166V59H168V57L166 58V56L167 55H165L164 53V55H162L161 57L160 56H157V59H153V57H151L152 59H153V61L152 62H150L151 61V59H150V57H148L147 59H150V61L148 60V62H150V64L151 65H154L155 67H151V66H149V67H151V68H153L154 70L152 71V73H150L151 72V70H146L148 73H150V74H148V75H151V74H153V72H155L156 74H160L161 73V75H165L166 76V74L167 75H169L170 77L171 76H173L175 79H171V80H173V84H174V82H175V85H177L176 87H178V86H180V88H181V85H182V87H183V85H184V82L185 83H187L188 81H192V82H195V83H192V82H190V85H191V83L192 84H197L198 82H196V81H194V80H197V81H201L202 82V78H203V80L206 78V80H205V83L204 82H202V84L200 85L199 84V86L200 87H202V85H204V88L205 87H207L206 89H204V88H200L201 90H202V93L204 94L207 90H209L210 92V94L213 92L215 95H216V93L214 92V91H212V89L210 90L209 89V87L211 88H213V89H217L218 88V90H215L216 92L218 91V93H219V89H221V87H222V90H227V91H230L229 93L227 92V91H222L224 94H225V92H226V96H224V94H218V95H216V96H220L219 97V99L218 100H216V96H212V97H215L214 99L218 102V101H221V99L220 98H224L225 100L224 101H226V99H228V98H232V102L230 101V102H228L227 103V101L225 102V103H227V105H225V103H224V106H222L223 105V103H222V105H221V107H220V112L217 110V112H216V109L217 108H219V107H217L215 104H213L214 106H216L217 108H215V109H212L211 107H212V105H211V103H212V101L214 100H212V97H211V102H210V100H208L209 101V103H208V101H207V95H205V96H203L201 93V96L199 97V95H198V91H200V89L199 88H195V87H199V86H190L189 85V83H187L186 85H184V87L185 86H190V88H193L194 87V89H192L193 91L192 92H194L195 93V90L197 89V91H196V93H197V95H198V97L196 96V95H190L189 94V92H186V93H188V95H190L191 96V98H190V96H188L189 97V99L190 100H192V96L193 97H195L196 96V99L194 98L193 99V101H194V103L196 104V108H198L199 110H207V111H204L203 113L201 112V111H199V113L201 112L202 114L201 115H199V113L197 114L198 116H197V118L199 119V116H201L200 117V119H199V122H198V120H196L194 117L196 116H192L191 118H194L195 119V121H197V122H195L192 126H191V124H189V123H191V122H194V120L193 121H191V119H190V122L188 121V122H185L184 124L186 125V124H188V125H190V126H188V127H185L184 128V124H183V127H182V124H181V128H177V129H175L174 131H172V132H174L175 134H180L179 136L182 138V137H187V138H185L182 142H185L186 140H190V139H192V138H195V136H196V138H201L204 142L208 139H210L211 137H213L215 134H221V136H222V134L225 132V133H230L229 135L227 134V136L228 137H230V135H233V134H231V132L233 133L234 131H232L233 129H235L236 130V133L235 134H237V133H239L241 130H243V131H247V130H251V129H255V128H257V131L260 133V134H263V132L262 131H264V55H262L263 53H261L260 52V50H264V0H249V1H245ZM254 3H256V4H258V5H256V4H254ZM95 4V5H96ZM99 4V5H100ZM109 4H111L110 2H109ZM123 4V5H122ZM153 4H154V2H153ZM159 4V3H158ZM192 4L193 3H191V6H192ZM207 4V3H206ZM207 4V5H208ZM249 4H253V5H256V6H249ZM52 5V6H53ZM98 4L96 5V6H99ZM132 5V4H131ZM140 5V4H139ZM143 5V4H142ZM169 5V4H168ZM178 5V4H177ZM183 5V4H182ZM184 5H183V7H184ZM190 5V4H189ZM103 6V5H102ZM151 6H152V4H151ZM179 6V5H178ZM191 6H190V8H191ZM213 6H209V8L208 9H211L210 7H213ZM217 6H219V5H217ZM77 7V6H76ZM75 7V8H76ZM78 7L79 8H81V6H79V4H78ZM95 7V6H94ZM94 7H90V10H91V12H92V8H94ZM109 7V6H108ZM127 7V9H128V5L126 6ZM133 7V6H132ZM182 7V6H181ZM183 7H182V9H183ZM220 7V6H219ZM21 8H23V9H21ZM73 8V7H72ZM88 8V7H87ZM86 8V9H87ZM97 8V7H96ZM117 8V7H116ZM121 8V7H120ZM129 8H130V5H129ZM146 8V7H145ZM159 8V7H158ZM167 8H168V11L171 9L170 7H168L167 6ZM170 8V9H169ZM185 8V7H184ZM189 8V7H188ZM187 7H186V9H188ZM194 7H192L191 9H193ZM217 8V7H216ZM244 8V9H243ZM1 9V8H0ZM48 8H46V10H47ZM83 9V8H82ZM85 9V10H86ZM105 9H108L107 8V6L105 7ZM124 9V8H123ZM131 9V8H130ZM143 9V8H142ZM152 9V8H151ZM155 9V8H154ZM176 9H180V6L179 7H177L176 6ZM181 9V10H182ZM185 9V10H186ZM197 9V8H196ZM214 9V8H213ZM212 9V10H213ZM240 9V8H239ZM69 10L71 11V9L69 8ZM97 10H98V8H97ZM114 10V9H113ZM121 10V9H120ZM141 10V9H140ZM146 10H147V8H146ZM162 10V9H161ZM185 10H183V12L185 11ZM216 10V11H217ZM236 10V9H235ZM234 10V11H235ZM238 10V9H237ZM2 11V10H1ZM9 11V12H8ZM42 11V10H41ZM83 11H84V9H83ZM88 11V10H87ZM110 11V10H109ZM119 11V10H118ZM138 11V10H137ZM152 11V10H151ZM156 11H158V9L156 10ZM189 11V10H188ZM187 10H186V13L188 12ZM194 11V10H193ZM103 12V11H102ZM101 12V13H102ZM107 12V11H106ZM135 12H136V10H135ZM134 12V13H135ZM139 12V11H138ZM141 12H142V10H141ZM182 12V11H181ZM183 12H182V14H183ZM241 12V11H240ZM12 13V14H11ZM38 13V12H37ZM40 13H42V12H40ZM78 13H79V11H78ZM81 13V12H80ZM84 13H86L85 11L83 12V14L82 15H84ZM110 13V12H109ZM128 13H130V10H129V12ZM132 13V12H131ZM133 13V14H134ZM161 13V12H160ZM190 13V12H189ZM204 13V12H203ZM217 13V12H216ZM224 15H226L225 17L223 16V14ZM227 13V14H226ZM235 13V12H234ZM66 14V16L68 17V15ZM87 14H88V12H87ZM86 14V16H88ZM99 14V13H98ZM98 14H96V15H98ZM108 14V13H107ZM116 14V13H115ZM122 14V13H121ZM125 14V13H124ZM132 14V15H133ZM141 14V13H140ZM144 14V13H143ZM146 14H148L147 12H146ZM149 14H150V12H149ZM158 14V13H157ZM182 14H179V15H182ZM184 14H185V12H184ZM183 14V15H184ZM1 15V14H0ZM34 15H36V14H33V16ZM76 15H77V13H76ZM92 15V14H91ZM90 15V16H91ZM111 15H112V13H111ZM205 15V14H204ZM25 16H27V17H25ZM89 16V17H90ZM101 16V15H100ZM208 17H210L211 18V16H209V15H207ZM1 17V16H0ZM29 17H30V15H29ZM28 17V18H29ZM66 17V18H67ZM78 17V16H77ZM88 17V18H89ZM94 17V16H93ZM113 17V16H112ZM130 17V16H129ZM140 17V16H139ZM149 17V16H148ZM190 17V16H189ZM202 17V16H201ZM220 17V16H219ZM64 18V17H63ZM79 18V17H78ZM81 18H82V16H81ZM116 18V17H115ZM138 18V17H137ZM168 18H169V16H168ZM180 18V17H179ZM3 19V18H2ZM65 19V18H64ZM84 19H85V17H84ZM93 19V18H92ZM95 19V18H94ZM114 19V18H113ZM139 19V18H138ZM213 19V18H212ZM9 19H7V21H8ZM177 20V19H176ZM214 20V22H215V18L213 19ZM212 20V21H213ZM0 21H1V19H0ZM87 21V20H86ZM210 21V20H209ZM208 21V22H209ZM211 21V22H212ZM219 21V20H218ZM23 22H22V24H23ZM116 22V21H115ZM146 22V21H145ZM166 22V21H165ZM184 22V21H183ZM207 22V23H208ZM213 22V23H214ZM220 22V21H219ZM8 23H9V21H8ZM13 23V24H14ZM17 23H15V24H17ZM88 23V22H87ZM117 23V22H116ZM133 23V22H132ZM140 23V22H139ZM170 23V22H169ZM173 23H176V22H173ZM178 23H180V22H178ZM11 24V23H10ZM12 24V25H13ZM102 24V23H101ZM248 24H254V28H250L252 31L251 32H254V29H256V30H259V29H262V34H260L261 36H254L255 37V39L257 40L255 43H253L254 45H252V46H254L253 48H251V49H249L248 50V52H246V53H244V51H242V50H240L239 48H238V51L237 50H235L237 47L236 46H239V44H240V42L239 41H241V42H249L250 41V33L247 31V28L249 27L248 26ZM18 25V24H17ZM16 25V26H17ZM21 24H19V26H18V28L20 27V29H18L17 30V28H16V31H17V33L16 32H14L16 35H18V33H20L21 35L23 34V32L22 31H20V30H22V28H21V26H20ZM97 25V24H96ZM138 25V24H137ZM136 25V26H137ZM170 25V24H169ZM179 25V24H178ZM186 25V24H185ZM214 25V26H213ZM93 26V25H92ZM170 26H172V25H170ZM180 26H182V25H179L178 27H180ZM198 26V25H197ZM207 26H208V28H207ZM4 27H6V26H4ZM87 27V26H86ZM85 27V28H86ZM101 28V30H102V25L100 26ZM169 27V26H168ZM199 27L200 26H198V29H199ZM250 27H251V25H250ZM253 27V26H252ZM1 28V27H0ZM34 28H35V26H34ZM99 28V27H98ZM144 28H145V26H144ZM177 28V27H176ZM180 28H182V27H180ZM193 28V27H192ZM196 27H194V29H195ZM204 28V29H203ZM218 28V29H217ZM25 28L23 27V30H24ZM108 29V28H107ZM197 29V28H196ZM200 29H199V31H200ZM13 30H15L14 29V27H13ZM85 30V29H84ZM97 30V29H96ZM105 30H106V28H105ZM216 30H219L220 32H225V34H224V39L222 38H219V36L221 37V36H223L222 35V33H221V35H220V33H219V36H217V32L218 31H216ZM19 31V32H18ZM147 31V30H146ZM164 31V30H163ZM261 31V30H260ZM86 32V31H85ZM91 32V31H90ZM102 32H104L103 30H102ZM257 32H259V31H257ZM9 33V32H8ZM105 33V32H104ZM201 33H202V31H201ZM249 33V34H248ZM15 34H14V36H15ZM20 34H19V36H20ZM87 34V33H86ZM129 34V33H128ZM138 34V33H137ZM141 34V33H140ZM143 34V33H142ZM150 34V33H149ZM253 34V33H252ZM11 35H13V33L11 34ZM178 35V36H177ZM184 35L186 36V39L184 38ZM191 35V34H190ZM202 34H200V36H201ZM254 35H255V33H254ZM258 35V34H257ZM84 36H85V34H84ZM99 36V35H98ZM104 36V35H103ZM123 36V35H122ZM130 36V35H129ZM129 36H128V39H129ZM144 36H146V35H144ZM144 36H141L142 38H145ZM149 36V35H148ZM176 36L177 37H180L179 36V34H177L176 33ZM183 36V37H182ZM218 38H217V37ZM87 37V36H86ZM85 37V38H86ZM107 37H109V36H107ZM137 37V36H136ZM135 37V38H136ZM140 37V36H139ZM150 37H152V36H150ZM149 37V38H150ZM176 37V38H177ZM208 37V38H207ZM18 38H21L22 39V36L21 37H18ZM17 38V39H18ZM83 38V37H82ZM99 38H101V37H99ZM141 38V39H142ZM172 38V39H171ZM183 38V39H182ZM104 39V38H103ZM164 40H166V38H163ZM175 40V41H170V40ZM185 39V40H184ZM252 39H254V38H252ZM254 39V40H255ZM87 40H89V38L87 39ZM86 40V41H87ZM143 40V39H142ZM153 40V39H152ZM236 41V44H238L237 42H239V44L238 45H232V46H230V47H233V46H235L234 48L235 49H232V48H230L229 50H227V49H225L226 48V46H228V45H226L227 43H229V42H232V41ZM253 40V41H254ZM19 41V40H18ZM91 41V40H90ZM97 41V40H96ZM116 41V40H115ZM138 41V40H137ZM157 41V40H156ZM178 41H182V43L180 44V42H178ZM252 41V40H251ZM94 42V41H93ZM127 42V41H126ZM149 42V41H148ZM148 42L147 43H145V45L147 44V46L149 45L148 44ZM154 42V41H153ZM157 42H159V41H157ZM163 42H165V41H163ZM167 42V41H166ZM178 42V43H177ZM140 43H141V41H140ZM219 43H220V45H219ZM234 43V42H233ZM232 43V44H233ZM1 44H3V43H1ZM86 44H87V42H86ZM109 44V43H108ZM124 44V43H123ZM162 44V43H161ZM6 46H7V44H5ZM100 45V44H99ZM121 45V44H120ZM141 45H143V44H141ZM145 45H143V47L145 46ZM153 45V44H152ZM155 45V44H154ZM159 45V44H158ZM226 45V46H225ZM1 46V45H0ZM5 46V47H6ZM15 46V45H14ZM127 46H128V44H127ZM126 46V47H127ZM166 46V45H165ZM222 46H224L223 48L226 50V51H228V54H223V50H222ZM246 46V45H245ZM5 47H3V48H5ZM8 47V46H7ZM17 47V46H16ZM101 47V46H100ZM120 47V46H119ZM141 47V46H140ZM143 47H141L140 49L144 52V51H146V50H151V51H148V52H152V50H155L154 49V47L152 48V47H148L149 49H147L146 48V50H144V48ZM240 47V46H239ZM242 47H244V46H242ZM2 48V51L3 52H6V51H4L5 49H3ZM114 48V47H113ZM136 48V47H135ZM155 48H157L158 49V47H155ZM175 48V49H174ZM18 49V48H17ZM107 49V48H106ZM119 49V48H118ZM140 49H139V51H140ZM160 49V48H159ZM158 49V50H159ZM116 50V49H115ZM0 51H1V47H0ZM1 51V52H2ZM9 51V50H8ZM7 51V52H8ZM134 51V50H133ZM137 51V50H136ZM156 51V50H155ZM154 51V52H155ZM166 51V50H165ZM236 51L238 52V53H236ZM1 52H0V54H1ZM6 52V53H7ZM20 52L21 51H19V54H20ZM27 52V51H26ZM25 52V53H26ZM103 52V51H102ZM106 52H108L107 50H106ZM105 52V53H106ZM147 52V51H146ZM158 52V51H157ZM167 52V51H166ZM6 53H4V54H2L1 56H0V71H11V72H14V71H16L15 73H20V72H22V68L24 67L23 65H25V62L27 61L28 63H29V66L30 67H33V66H36V67H39L38 66V64L40 63L41 64V62L42 63H44V64H53V65H60V64H62L63 62H61L62 61V59L60 60V59H58V60H54V59H52V58H48V55L46 56V57H34V56H30L31 54H29V55H26L25 53H23L22 52V54L23 55H19V54H12L11 52H10V54H12V55H10L9 53V55L8 54H6ZM15 53V52H14ZM29 53V52H28ZM141 53V52H140ZM159 53V52H158ZM36 54H38V53H36ZM41 54H42V52H41ZM44 54H46V52L44 53ZM122 54V53H121ZM147 54V53H146ZM146 54H143L144 56L146 55ZM149 54V53H148ZM19 55V56H18ZM109 55V54H108ZM150 55H152V54H150ZM149 55V56H150ZM156 55V54H155ZM155 55H153L154 57H156ZM160 55V54H159ZM182 55H184V53L182 54ZM225 55V56H224ZM36 56V55H35ZM62 56V55H61ZM117 56V55H116ZM142 56V55H141ZM148 56V55H147ZM147 56H145V58L147 57ZM66 57V56H65ZM114 57V56H113ZM23 58V59H22ZM25 58V59H24ZM58 58V57H57ZM63 58V57H62ZM77 58V57H76ZM104 58H106V57H104ZM111 58V57H110ZM132 58V57H131ZM140 58V57H139ZM144 58V60H147V59H145ZM64 59H66V58H64ZM133 59H135V58H133ZM133 59H131L132 61H130V59H128L130 62H131V65L133 64L132 62H134L133 61ZM141 60H143L142 58H140ZM182 59V60H181ZM26 60V61H25ZM60 60V61H59ZM68 60V59H67ZM83 60H85V59H83V57H82V59H81V57H80V59H76V62L78 61H83ZM86 60H87V58H86ZM136 60V59H135ZM155 60H157L158 62H157V64L158 63H160V65H162L161 67H164L165 66V63H166V66H168L169 64V66H173V65H175V67H177L178 69H175V67H174V69L175 70H173V67L170 69L169 68V71L170 70H172V71H170V72H168L167 70H168V68H167V70H166V68L165 69H163V70H166V72H168V73H163L162 74V72H160V73H158L157 71L161 68H158V70H156L155 68H156V65L157 64H155ZM212 60V59H211ZM66 61V60H65ZM89 61V60H88ZM127 61V60H126ZM138 61V60H137ZM136 61V62H137ZM155 61V62H154ZM226 61V62H225ZM26 62V63H27ZM68 62V61H67ZM96 62V61H95ZM104 62V61H103ZM136 62L134 63V66H135V64H136ZM139 62V61H138ZM141 62V61H140ZM139 62V63H140ZM145 62V61H144ZM154 62V64H152ZM163 62H165V63H163ZM169 62V63H168ZM190 62V63H191ZM196 62H195V64H196ZM207 62H208V60H207ZM207 62H206V64H207ZM211 62V61H210ZM215 62L216 61H214V63L213 64H215ZM24 63V64H23ZM98 63V62H97ZM125 63V62H124ZM128 63V64H127ZM126 64H125V66L126 65H129L130 63L129 62H127ZM146 63V62H145ZM161 63H163V64H161ZM209 63V62H208ZM107 64V63H106ZM110 64V63H109ZM118 64H119V62H118ZM138 64V63H137ZM144 64V63H143ZM142 64V65H143ZM147 64H149V63H146V65ZM171 64H173V65H171ZM192 64H194V63H192ZM191 64V65H192ZM211 64V63H210ZM78 65V64H77ZM81 65V64H80ZM92 65V64H91ZM121 65V64H120ZM120 65H118V66H120ZM122 65H124L123 63H122ZM122 65L120 66L121 67V69H122ZM131 65H129V67L131 66ZM141 65V64H140ZM145 65V66H146ZM196 65V66H197ZM212 65V64H211ZM45 66V65H44ZM61 66V65H60ZM115 66V65H114ZM206 67L207 66H209V64L208 65H205ZM35 67V68H36ZM86 67V66H85ZM106 67V66H105ZM132 67V66H131ZM141 67V66H140ZM147 67H148V65H147ZM158 67V66H157ZM193 67V66H192ZM83 68V67H82ZM88 67H86V69H87ZM92 68H94V67H91V69ZM107 68H109V67H107ZM123 68H124V66H123ZM133 68V67H132ZM138 68V67H137ZM146 68V67H145ZM209 68H210V66H209ZM259 68H261V70L259 69ZM31 69V68H30ZM29 69V70H30ZM38 69V68H37ZM88 69H90V68H88ZM96 69H98V68H96ZM95 69V70H96ZM115 69V68H114ZM118 69V68H117ZM190 69L191 70H193L191 67H190ZM207 69H208V67H207ZM93 70V69H92ZM127 70V69H126ZM162 70V69H161ZM181 70V69H180ZM68 71V70H67ZM83 71H84V69H83ZM102 71V70H101ZM106 71V70H105ZM111 71V70H110ZM116 71V70H115ZM132 71H133V69H132ZM134 71H135V69H134ZM145 71V74H143L144 76L147 74V72ZM160 71V70H159ZM173 71H175V72H173ZM186 71V70H185ZM48 72V71H47ZM85 72V71H84ZM120 72V71H119ZM129 72V71H128ZM143 71H141L140 73H142ZM38 73V72H37ZM73 73H75V72H73ZM91 73V72H90ZM101 73V72H100ZM136 73H138L139 74V72H136ZM178 73H179V75H178ZM21 74V73H20ZM40 74V73H39ZM46 74V73H45ZM71 74H72V72H71ZM85 74V73H84ZM120 74V73H119ZM137 74V75H138ZM155 74V75H156ZM183 74V73H182ZM189 74V75H188ZM69 75H70V73H69ZM109 75H111V74H109ZM117 74H115V76H116ZM135 74H133V77H135L134 76ZM136 75V76H137ZM140 75V74H139ZM143 75H141V76H143ZM9 76V75H8ZM12 76V75H11ZM29 76V75H28ZM27 76V77H28ZM62 76V75H61ZM64 77H65V75H63ZM71 76V75H70ZM156 76H158V75H156ZM179 76V77H178ZM19 77V76H18ZM23 77V76H22ZM22 77H21V79L17 82H15V84L17 83V85H19L18 83L19 82H21V80H24V78L22 79ZM31 77V76H30ZM34 77V76H33ZM43 77V76H42ZM45 78H46V76H44ZM57 77H59L58 75H57ZM73 77V76H72ZM99 77V76H98ZM117 77H118V75H117ZM122 77V76H121ZM133 77H132V80H134V79H137L138 77H135L134 79H133ZM150 77V76H149ZM148 77V78H149ZM151 77L153 78L152 80H153V82L154 83H156L154 80L156 79V78H158V77H154V75H151ZM150 77V78H151ZM162 77V76H161ZM168 77V76H167ZM7 78V77H6ZM9 79H10V77H8ZM54 78V77H53ZM79 78V77H78ZM95 78H97V77H95ZM125 78V77H124ZM130 78H131V76H130ZM146 79V80H149V79ZM160 78V77H159ZM163 78V77H162ZM162 78H160V79H162ZM169 78V77H168ZM201 78V79H200ZM1 79V78H0ZM5 79V78H4ZM3 78H2V80L3 81H0V92H4V91H7L8 92V90L9 91H11V93L10 94H12V91L14 92V90L16 91H18V93H19V90H18V88H14V86L16 87L17 85H15L12 81L14 80V79H16V80H18L17 78H12V79H10V80H12V81H7L6 79L4 80ZM28 79H29V77H28ZM28 79H25V80H28ZM34 79V78H33ZM32 79V80H33ZM36 79V78H35ZM43 79V78H42ZM47 79H49V78H47ZM70 79V78H69ZM110 79V78H109ZM112 79H113V77H112ZM117 79V78H116ZM118 79H119V77H118ZM120 79H123V78H120ZM139 79H140V76H139ZM160 79H158V81L160 80ZM164 79L166 80L167 78H165L164 77ZM222 79H224V80H222ZM38 80V79H37ZM56 80V79H55ZM72 80V79H71ZM77 80V79H76ZM84 80V79H83ZM82 80V81H83ZM93 80V79H92ZM111 80V79H110ZM115 80V79H114ZM167 80H169L170 82H171V80H170V78L169 79H167ZM34 81V80H33ZM68 81V80H67ZM141 81V83H142V80H140ZM140 81H137V82H140ZM161 82H163V83H161V86L164 84V82L165 81H162V80H160ZM221 81H223V82H221ZM35 82V81H34ZM38 82V81H37ZM37 82H36V84H37ZM41 82H42V80H41ZM64 82H66V80L64 81ZM78 82V81H77ZM87 82V81H86ZM117 82V81H116ZM120 82V81H119ZM122 82V81H121ZM120 82V83H121ZM127 82V81H126ZM135 82V81H134ZM145 82H147V81H145ZM169 82V83H170ZM201 82H199V83H201ZM28 83V82H27ZM48 83V82H47ZM46 83V84H47ZM79 83H81V82H78V84ZM130 83H131V81H130ZM150 83H152V81L150 82L149 81V83L147 82V84H149V86L151 85ZM154 83H152V84H154ZM158 83H160V82H158ZM166 83V82H165ZM167 83H168V81H167ZM204 83V84H203ZM30 85H32L31 84V82L29 83ZM90 84H92V83H90ZM132 84V83H131ZM157 84V83H156ZM33 85H34V83H33ZM82 85V84H81ZM113 85H115V84H113ZM136 85H140V84H136ZM146 85V84H145ZM144 85V89H146V87H148V86H145ZM157 85H160V84H157ZM165 85H167L168 87H170V88H172L173 89V87L174 88H176L175 87V85H172V83L170 84L171 86H169V84H164V86ZM198 85V84H197ZM207 85V86H206ZM43 86V85H42ZM48 86H50V85H48ZM160 86V87H161ZM173 86V87H172ZM209 86V87H208ZM226 86H228V88L226 87ZM18 87V86H17ZM20 87V86H19ZM55 87V86H54ZM91 87V86H90ZM114 87V86H113ZM140 87H141V85H140ZM152 86H150V88H151ZM158 87V86H157ZM166 87V86H165ZM215 87V88H214ZM235 87V88H234ZM12 88H14V90H12ZM46 90H48V89H50V88H48L47 86H46ZM77 88H79V87H77ZM76 88V89H77ZM94 88V87H93ZM115 88V87H114ZM163 88V87H162ZM180 88H176V89H178L177 91H178V93L177 92H174L176 89H173V96H174V94L175 93H177V98L179 97V90H180ZM186 88V87H185ZM231 88V89H230ZM43 89V88H42ZM45 89V88H44ZM55 89H57V88H55ZM106 89V88H105ZM116 89H117V87H116ZM140 89V88H139ZM142 89V88H141ZM140 89V90H141ZM148 89H149V87H148ZM147 89V90H148ZM168 89L169 88H163V90H167L166 92H164V95H166L167 94V92L169 93V91H168ZM172 89H170V90H172ZM199 89V90H198ZM233 89V90H232ZM23 90H25V89H23ZM30 90H32V88H30ZM59 90H61V89H59ZM85 90V89H84ZM119 90V89H118ZM128 90H129V88H128ZM147 90H145V91H147ZM151 90V89H150ZM152 90H154V88L152 89ZM160 90V89H159ZM162 90V89H161ZM160 90V91H161ZM205 90V91H204ZM39 91V90H38ZM88 91V90H87ZM139 91V90H138ZM156 91V90H155ZM204 91V92H203ZM221 91V90H220ZM2 92V93H3ZM21 92V91H20ZM27 92H31V91H29V88H28V91ZM41 92V91H40ZM46 92V91H45ZM52 92V91H51ZM53 92H55V90H53ZM58 92V91H57ZM132 92V91H131ZM162 92V94H163V91H161ZM171 92V91H170ZM222 92H220V93H222ZM1 93V94H2ZM6 93V92H5ZM16 93V92H15ZM34 93V92H33ZM37 93V92H36ZM49 93V92H48ZM83 93H85V92H83ZM88 93H90V92H87V94ZM130 93V92H129ZM180 93H181V91H180ZM183 93H184V95H185V92L184 91H182V96H184L183 95ZM193 93V94H194ZM195 93V94H196ZM208 93V94H209ZM7 94V93H6ZM17 94V93H16ZM27 94V93H26ZM30 94H32V93H30ZM30 94H27L28 96L30 95ZM54 94V93H53ZM58 94V93H57ZM80 94H81V92H80ZM161 93H159V95H162ZM171 94V93H170ZM210 94H209V96L208 97H210ZM214 94H212V95H214ZM3 95V94H2ZM1 95V96H2ZM21 95V94H20ZM22 95H24V97H25V94H22ZM44 95H46V94H44ZM44 95H41L42 97L44 96ZM56 95V94H55ZM138 95V94H137ZM153 95V94H152ZM157 95H158V93H157ZM157 95H155L156 97H158ZM162 96V97H164L163 99H162V97L159 99H155V100H153V101H150V102H152V103H154V104H152V105H155L156 104V107H157V105L159 106L160 105V107L162 108V105H164L166 102L168 103V101H166L165 102V98H167V97H165V96ZM172 95H168V96H170V97H172ZM187 95V94H186ZM11 97L12 96H14V93L12 94V95H10ZM27 96V97H28ZM33 96V95H32ZM88 96V95H87ZM90 96H92V95H90ZM130 96H132L131 94H130ZM134 96V95H133ZM133 96H132V98H133ZM141 96V95H140ZM140 96H138L139 98H140ZM142 96H144V95H142ZM203 96V97H202ZM221 96H224V97H221ZM18 97V96H17ZM17 97H15V98H17ZM22 97V96H21ZM23 97V98H24ZM34 97V96H33ZM41 97V98H42ZM45 97V96H44ZM119 97V96H118ZM137 97V98H138ZM145 97H146V95H145ZM145 97H143L144 99H145ZM152 97V96H151ZM160 97V96H159ZM170 97H168V99L170 98ZM175 97V96H174ZM181 97V96H180ZM179 97V98H180ZM185 97H186V100H187V96H184V99H183V97L182 98H178L177 99V101H176V97L174 98L175 99V101L177 102H175V104H177V106H183V104L182 103H184V101H185V104H187V101L185 100ZM204 97L206 98L204 101L203 100H200L199 101V99L200 98H203L204 99ZM13 98V97H12ZM11 98V99H12ZM19 99H18V102H20L22 105H23V102L26 100H22V99H20V96L18 97ZM29 98V97H28ZM31 98V97H30ZM51 98V97H50ZM121 98V97H120ZM154 98V97H153ZM256 98H261L259 101H255V100H258V99H256ZM4 100L6 99V97H5V94H4V98H3ZM3 99H1V100H3ZM34 99H35V97H34ZM40 99V98H39ZM131 99V98H130ZM168 99H166V100H168ZM173 98H172V101L174 100ZM183 100V102L180 104V105H178L179 103H178V101L179 102H181L182 100ZM208 99H210V98H208ZM0 100V101H1ZM15 100V99H14ZM13 100V101H14ZM20 100V101H19ZM21 100L23 101V102H21ZM45 100H46V98H45ZM134 100V99H133ZM149 100V99H148ZM151 100H152V98H151ZM169 100H171V99H169ZM189 100V101H190ZM254 100V101H253ZM12 101V100H11ZM28 101V100H27ZM122 101V100H121ZM164 101V102H163ZM172 101H170L169 103H171ZM188 101V102H189ZM201 101H203V102H201ZM205 101H207V103L205 102ZM216 101H215V103H216ZM223 101V100H222ZM221 101V102H222ZM229 101V100H228ZM5 103L4 101H1V103ZM16 102H17V100H16ZM17 102V103H18ZM26 102V101H25ZM33 102V101H32ZM34 102H38V101H34ZM84 102V101H83ZM82 102V103H83ZM125 102V101H124ZM132 102V101H131ZM136 102V101H135ZM138 102H139V100H138ZM138 102H136L135 103V105L138 103ZM147 102V101H146ZM146 102H143L144 104L143 105H145V104H147V103H150L149 101L146 103ZM163 102V103H162ZM192 102V101H191ZM188 103V104H193V103ZM200 102V103H199ZM253 104H252V103ZM254 102H257V103H254ZM26 103H28V102H26ZM29 103H30V101H29ZM39 103V102H38ZM37 103V104H38ZM40 103H42V102H40ZM81 103V102H80ZM88 103V102H87ZM232 103H233V105H232ZM31 104H33L34 105V103H31ZM102 104V103H101ZM109 104V103H108ZM113 104H114V102H113ZM133 104V102L131 103V105ZM139 104H141V103H139ZM138 104V105H139ZM151 104V103H150ZM171 104H173V102L171 103ZM170 104V105H171ZM194 104V105H195ZM231 104V105H230ZM21 105V106H22ZM25 105V104H24ZM88 105V104H87ZM116 105V104H115ZM115 105H113V106H115ZM119 105V104H118ZM125 106H126V104H124ZM130 105V104H129ZM128 105V106H129ZM131 105H130V111H131V109L133 110V111H131L130 113H132V114H134L135 112H134V109H136V113L138 112V115L136 114H134V115H132L133 117L131 118L130 116V118L129 117H126L124 120L122 119V117L120 118L121 120H122V123H123V121H125V123H121V120L119 121L120 122V124H119V122H118V125H116V122H114L115 121V119H114V121H113V123L110 121V122H105L106 124L105 125H103V127L106 129V130H110V126H112V124L114 125V123H115V127L114 126H112V128L115 130V132H118V127H120V131H122V128H123V126H126L125 128L127 129V128H129V125H132L131 126V128L132 127H135V124H139V123H142L143 125H144V123H146V124H148L149 122L151 123V125L152 126H154L153 128H155L153 131L154 132H156L157 130L159 131L160 130V128L162 129V126H163V129L162 130H160V133H162V131L164 130V128L165 127H167L168 129H169V126L171 127L173 124L174 125H176L177 123L179 124V121L181 122L183 119H182V117H181V115L183 114V113H180V111H184V113L186 112V111H188V112H192L191 110H189L190 108H188V106L189 105H185V106H183V107H181L182 108V110L180 109V107H178L177 108V106L175 107L174 106V110H173V108L171 109V110H169V108H168V110H169V114H168V116H167V113H166V116H167V119L162 115V117H164V119L163 120H161V113H160V115L157 113V115L156 114H154L155 115V117L156 118H160L159 119V121H158V123H156L157 121H156V118L155 117H152L153 116V113H152V116L150 115L151 113H141V110H143V109H141V107H143V105L141 106H135V107H131ZM149 105V104H148ZM147 105V106H148ZM166 105V104H165ZM174 105V104H173ZM238 105V107H239V105H241V107L240 108H238V109H240V110H242L241 108H242V106H243V108L245 107V109H254L253 111L254 112H250V114H246L247 112L244 110V112H246V113H244L245 115H242V114H240V112L241 111H239L237 108H236V106ZM245 105V106H244ZM3 106V105H2ZM4 106H6L5 104H4ZM40 106V105H39ZM90 106V105H89ZM99 106L100 105H98V107L97 108H99ZM109 106V105H108ZM123 106V105H122ZM146 105L143 107L144 109H146L145 107H147ZM151 106V105H150ZM172 106V105H171ZM187 106V108L188 109H186V108H184V107H186ZM192 106V105H191ZM219 106H220V102H219ZM7 108H8V105L6 106ZM5 107V108H6ZM31 107H32V105H31ZM62 107V106H61ZM72 107V106H71ZM74 107H76V106H74ZM82 107V106H81ZM116 107V106H115ZM118 107V106H117ZM155 106H151L150 108H151V110H157L156 109V107L154 108ZM173 107V106H172ZM194 107V108H195ZM26 108V107H25ZM34 108V107H33ZM96 108V107H95ZM114 108V107H113ZM126 108V107H125ZM124 108V109H125ZM149 108V109H150ZM175 108H177V110L179 111V113L177 112V110L175 109ZM210 108H211V110H210ZM12 109V108H11ZM19 109V108H18ZM28 109V108H27ZM38 109H41V108H38ZM55 109V108H54ZM62 109H63V107H62ZM91 109V108H90ZM252 109L251 110H249V111H252ZM20 110V109H19ZM34 110H35V108H34ZM51 110H52V108H51ZM55 110H57V109H55ZM64 110V109H63ZM83 110V109H82ZM103 110V109H102ZM110 110V109H109ZM113 110V109H112ZM126 110H127V108H126ZM154 110H153V112H154ZM160 110H164V108L163 109H160ZM159 110V108H158V112H161ZM166 110H167V108H166ZM176 110V111H175ZM194 110H197V109H194ZM242 110V111H243ZM14 111V110H13ZM57 111H59V110H57ZM56 111V112H57ZM62 111V110H61ZM70 111V110H69ZM74 111V110H73ZM77 111V110H76ZM85 111V110H84ZM108 111V110H107ZM111 111V110H110ZM119 111H120V109H119ZM122 111H124V110H122ZM121 111V112H122ZM128 111V110H127ZM145 111V110H144ZM165 111V110H164ZM175 111V112H174ZM214 111H215V113H214ZM27 112H29V111H27ZM27 112H26V114H27ZM34 112V111H33ZM38 112V111H37ZM55 112V111H54ZM66 112V111H65ZM90 112V111H89ZM134 112V113H133ZM143 112V111H142ZM150 112H152V111H150ZM168 112V111H167ZM174 112V113H173ZM198 112V111H197ZM11 113V112H10ZM12 113H14V112H12ZM21 113V112H20ZM19 113V114H20ZM43 113H45V111L43 112ZM47 113V112H46ZM50 113V112H49ZM64 113V112H63ZM70 113V112H69ZM74 113V112H73ZM104 113V112H103ZM114 113V112H113ZM129 113V112H128ZM156 113V112H155ZM163 113V112H162ZM165 113V112H164ZM173 113V114H172ZM214 113V114H213ZM249 113V112H248ZM5 114H7V113H5ZM15 114V113H14ZM18 114V115H19ZM30 114V113H29ZM35 114V113H34ZM37 114V115H36ZM35 114V118H34V120L35 119H37L36 118V116H38V114H42V113H40V110H39V113H36ZM48 114V113H47ZM52 116H53V110H52ZM57 114V113H56ZM59 114V113H58ZM72 114V113H71ZM102 114V113H101ZM105 114V113H104ZM147 114H149V116L150 117H152V118H154V120L156 121H151V120H153L152 118H150ZM187 115H188V113H186ZM190 114V113H189ZM192 114V113H191ZM194 114V113H193ZM196 114V113H195ZM8 115V114H7ZM63 115V114H62ZM66 115V113L64 114V116ZM74 115H75V113H74ZM88 116H89V114H87ZM103 115V114H102ZM107 115H110V113L109 114H107ZM187 115H186V117H185V115H183V118H184V120H188V118H187ZM5 116V115H4ZM4 116L2 115V117H3V120H1V118L2 117H0V121H3L1 124H5L4 122L6 121V123H8V121H11V120H8L9 118H10V116H8V118H7V116H5L7 119H5V121H4ZM34 116V115H33ZM47 116V115H46ZM77 116V115H76ZM86 116V115H85ZM111 116V115H110ZM113 116V115H112ZM111 116V117H112ZM126 116V115H125ZM134 116H136V118L134 117ZM159 116V117H158ZM11 117H13L12 115H11ZM40 117H42V116H40ZM40 117H39V120H41L40 119ZM48 117V116H47ZM47 117H42V118H47ZM49 117H51V116H49ZM57 117H59V116H57ZM66 117V116H65ZM80 117V116H79ZM87 117V116H86ZM105 117V116H104ZM107 117H109V116H107ZM190 117V116H189ZM17 118V117H16ZM16 118H14V120L16 119ZM19 118V117H18ZM25 118V117H24ZM29 118V117H28ZM64 118V117H63ZM110 118V117H109ZM108 118V119H109ZM128 118L130 119V120H132L133 118H135V119H133L132 121H127L128 120ZM181 118V119H180ZM11 119H13V118H11ZM31 119H32V116H31ZM48 119V118H47ZM53 119V118H52ZM56 119V118H55ZM118 119H119V117H118ZM127 119V120H126ZM148 119H150V120H148ZM8 120V121H7ZM17 121H11L12 123H18V119H16ZM23 120V119H22ZM30 120V119H29ZM33 120V119H32ZM33 120V121H34ZM71 120V119H70ZM73 120V119H72ZM102 120H103V117H102ZM161 120V121H160ZM165 120V121H164ZM25 121V120H24ZM38 121V120H37ZM36 121V122H37ZM41 121H43V120H41ZM58 121H60V120H58ZM68 121V120H67ZM89 121V120H88ZM91 121V120H90ZM99 121V120H98ZM127 121V122H126ZM22 122V121H21ZM30 122V121H29ZM66 122V121H65ZM71 122V121H70ZM94 122V121H93ZM104 122V121H103ZM101 123V124H104V123ZM148 122V123H147ZM161 122H163L162 124L163 125H161ZM164 122H165V125H164ZM12 123H9V125H11ZM20 123V122H19ZM31 123H33V124H36L35 122H31ZM39 123H41V122H39ZM43 123H45V122H43ZM42 123V124H43ZM68 123V122H67ZM91 123V122H90ZM99 122L97 123V125L98 124H100ZM111 125H110V124ZM1 124H0V126H1ZM30 124V123H29ZM28 124V125H29ZM41 124V125H42ZM48 124V123H47ZM47 124L46 125H44L45 127L47 126ZM61 124V123H60ZM59 124V125H60ZM64 124V123H63ZM62 124V125H63ZM69 124V123H68ZM67 124V125H68ZM73 124V123H72ZM142 124H140V126L143 128V126H142ZM145 124V125H146ZM156 124L157 125H159V127H157L156 126ZM172 124V125H171ZM177 124V125H178ZM6 125V124H5ZM8 125V126H9ZM15 126H17V124H14ZM25 125V124H24ZM27 125V127H30V126H28ZM32 125V124H31ZM80 125H81V123H80ZM91 125V124H90ZM96 125V126H97ZM107 125H109V126H107ZM144 125V126H145ZM167 125V126H166ZM169 125V126H168ZM180 125V124H179ZM3 126V125H2ZM7 126V127H8ZM15 126H12V127H15ZM19 126V125H18ZM18 126H17V128H18ZM36 126H37V124H36ZM35 126V127H36ZM39 126V125H38ZM52 126V125H51ZM53 126H55V125H53ZM71 126H73V125H71ZM77 126V125H76ZM83 126V125H82ZM139 126V127H140ZM149 127V128H145V127ZM147 126H145L144 128L146 129V130H148V129H150V128H152L151 126H149V125H147ZM157 127V129H156V127ZM161 126V127H160ZM165 126V127H164ZM4 127H6V126H4ZM11 127V126H10ZM32 127H33V125H32ZM32 127H30V128H32ZM44 127V128H45ZM48 127H49V125H48ZM57 127V126H56ZM63 127V126H62ZM64 127H66V126H64ZM64 127H63V129H64ZM100 128H102V126H99ZM109 128V129H107V128ZM136 127L137 128H133V131L132 132H134L133 134H136V136L138 135V138L140 137V135L142 136L144 133H146L145 132V129L143 128V129H139V130H144V132L143 131H139V130H137L138 129V126L136 125ZM140 127V128H141ZM176 127V126H175ZM16 128V127H15ZM25 128V127H24ZM23 128V129H24ZM41 129H43L42 127H40ZM54 128V127H53ZM57 128H59V127H57ZM57 128H55V130H57ZM74 128V127H73ZM78 128V127H77ZM124 128V132H126L125 129ZM152 128V129H153ZM167 128H165V130H164V134H165V131H166V129ZM186 129V130H182V129ZM0 129H4L3 127H0ZM20 129V128H19ZM28 129V128H27ZM48 129V128H47ZM50 129H52L51 127H50ZM76 129V128H75ZM74 129V130H75ZM80 129V128H79ZM89 129V128H88ZM254 129H253V131H254ZM10 130V129H9ZM12 130V129H11ZM10 130V132L12 133V131ZM65 130V129H64ZM67 130V129H66ZM65 130V131H66ZM100 130V129H99ZM98 130V131H99ZM101 130H104L103 128L101 129ZM113 130V131H114ZM135 130H137V131H135ZM171 130H173V129H171ZM229 130V131H228ZM231 130V131H230ZM237 130H239L238 132H237ZM14 131V130H13ZM22 131V130H21ZM31 131V130H30ZM33 131H34V127H33ZM32 131V132H33ZM61 131V130H60ZM59 131V132H60ZM68 131V130H67ZM70 131V130H69ZM93 131V130H92ZM96 130H94L93 132H95ZM113 131H111V133L113 132ZM128 131V130H127ZM149 131H151V130H149ZM157 131V132H158ZM2 132V131H1ZM0 132V133H1ZM15 132V131H14ZM17 132V131H16ZM20 132V131H19ZM19 132H18V135H19ZM27 132H28V130H27ZM32 132H29V133H32ZM38 132V131H37ZM47 132H48V130H47ZM52 132V131H51ZM51 132H49V133H51ZM64 132V131H63ZM81 131H79V133H80ZM88 132H90V131H88ZM87 132V133H88ZM97 132V131H96ZM108 132H110V131H108ZM124 132H123V134H124ZM132 132L131 133H129V134H131L132 135ZM136 132V133H135ZM139 132H142L141 134L139 133ZM167 133H168V131H166ZM171 131H169V134H167L166 133V135H164L163 133V137H165V136H167V135H170V133L171 134H173ZM242 132V131H241ZM249 132V131H248ZM8 133V132H7ZM45 133V132H44ZM48 133V134H49ZM55 133H57L56 131H55ZM54 133V134H55ZM69 133V132H68ZM85 133H86V131H85ZM103 133V132H102ZM119 133V132H118ZM121 133V132H120ZM139 133V134H138ZM153 134L152 132H149V133H146V134H144L143 136H142V138L145 136V135H147V137H149L150 138V136H151V134ZM224 133V134H225ZM242 133H244V134H242L243 136L247 133V132H242ZM255 133V132H254ZM4 134V136H5V134L6 133H3ZM13 134H15V133H12V135ZM21 134V133H20ZM52 134H53V132H52ZM53 134V135H54ZM59 134V133H58ZM61 134H62V131H61ZM89 134H91V133H89ZM155 134V133H154ZM157 134H159V133H157ZM174 134V135H175ZM249 135L251 134V133H248ZM260 134H255V136L257 135L258 137H260ZM10 135V134H9ZM12 135L10 136V137H12ZM17 135V134H16ZM22 135H24V133L22 134ZM21 135V136H22ZM26 135H27V133H26ZM41 135V134H40ZM39 135V136H40ZM71 135V134H70ZM69 135V136H70ZM75 135H77V132H76V134ZM86 135V134H85ZM109 135V134H108ZM121 135V134H120ZM127 134H125V135H123L124 137L126 136ZM160 135V134H159ZM211 135H213V136H211ZM238 135V134H237ZM2 136V135H1ZM1 136H0V138H1ZM20 136V137H21ZM28 136H30L29 134H28ZM42 136V135H41ZM40 136V137H41ZM69 136L67 137V138H69ZM89 136V135H88ZM87 136V137H88ZM101 136H102V134H101ZM114 135H112V137H113ZM117 136H119V134L117 135V134H115V136H114V138L115 137H117ZM135 136V135H134ZM134 136H128L129 137V139H128V137L126 136L125 137V139L127 140V141H129L130 139H133V137ZM153 136V135H152ZM211 136V137H210ZM220 135H218V137H219ZM234 136V135H233ZM241 137V135H240V133H239V135L237 136L238 138H240ZM263 136H264V134L263 135H261V138H263ZM9 137V139H8V137L7 136H5L4 138H5V141H6V143H5V141H1V145H3L2 147H3V149H2V147L0 148V149H2V150H4V145H6V147H10V146H13V145H10V143H9V141H13L14 143H15V138H13L12 140H11V138ZM20 137H18V138H20ZM25 137V136H24ZM45 137H46V135H45ZM48 137H51V136H48ZM53 137H57V136H53ZM66 137V136H65ZM64 137V138H65ZM86 137V138H87ZM90 137V136H89ZM93 137H94V139H95V135H93ZM99 137V136H98ZM103 137H106L105 135L103 136ZM102 137V138H103ZM108 137V136H107ZM107 137L105 138L106 140H107ZM112 137H110V139L112 138ZM120 137V136H119ZM146 137V139L148 140V138ZM169 137V136H168ZM176 138V137H178V136H173L172 135V137H170V138ZM189 137H192V138H190V139H188ZM225 137H226V134H225ZM228 137H227V140H228ZM232 137V136H231ZM245 137V136H244ZM246 137H249L248 135H246ZM245 137V138H246ZM251 137V136H250ZM249 137V138H250ZM252 137H253V135H252ZM4 138H3V140H4ZM17 138V137H16ZM26 138H29V137H27L26 136ZM26 138H24V139H26ZM72 138V137H71ZM71 138H69V140L71 139ZM74 138H76V137H74ZM81 138V137H80ZM82 138H84V137H82ZM81 138V140H83ZM92 138V137H91ZM99 138H101V137H99ZM137 138V139H138ZM156 138V137H155ZM173 138V139H174ZM214 138V137H213ZM236 138V137H235ZM234 137L233 138H231L232 140H234L235 139ZM237 138V140H239L240 141V139H238ZM244 138V139H245ZM257 138V137H256ZM7 139V140H6ZM39 139V138H38ZM38 139H36V140H38ZM43 139V138H42ZM41 139V140H42ZM47 139V138H46ZM57 139V138H56ZM77 139V138H76ZM117 139V138H116ZM136 139V140H137ZM151 139V138H150ZM169 139V138H168ZM167 139V137H166V140L168 141V143L170 142L169 140ZM215 140H218L217 142H219V144L220 145H222L221 144V142L219 141L220 140V138H217L216 139V135H215V138H214ZM241 139H242V137H241ZM252 140H253V138H251ZM18 140V139H17ZM23 140V139H22ZM35 140V141H36ZM66 140H68V139H66ZM78 140V139H77ZM91 140V139H90ZM100 140V139H99ZM105 140V141H106ZM125 140V141H126ZM171 140V139H170ZM175 140V139H174ZM197 140V139H196ZM207 140V141H208ZM222 140V139H221ZM226 140V139H225ZM236 140V139H235ZM248 140V139H247ZM33 141V140H32ZM34 141V142H35ZM45 141V140H44ZM58 141V140H57ZM80 141V140H79ZM84 141V140H83ZM87 141V140H86ZM96 141V140H95ZM95 141H93L92 140V142H95ZM101 141V140H100ZM104 141V140H103ZM118 141V140H117ZM120 141V140H119ZM176 141H177V138H176ZM178 141H180L181 142V140H178ZM191 141V140H190ZM193 141V140H192ZM194 141H195V139H194ZM193 141V142H194ZM198 141V140H197ZM197 141L195 142V143H197ZM200 141V140H199ZM198 141V142H199ZM213 140L212 139H210V142H212ZM223 141H224V135H223ZM223 141H222V143H223ZM229 141H231L230 139H229ZM228 141V142H229ZM254 141V140H253ZM252 141V142H253ZM257 141V140H256ZM255 141V142H256ZM258 141L259 142H261L259 139H258ZM257 141V142H258ZM4 142V143H3ZM12 142V143H13ZM41 142H43V141H41ZM60 142H62V141H60ZM82 142V141H81ZM85 142V141H84ZM87 142H89V141H87ZM87 142H85L86 144H87ZM111 142V141H110ZM135 142V141H134ZM172 142V141H171ZM173 142H175V141H173ZM187 142V141H186ZM201 142V141H200ZM199 142V143H200ZM213 142H215V141H213ZM241 142V141H240ZM242 142H243V140H242ZM8 143H9V145H8ZM11 143V144H12ZM13 143V144H14ZM20 143V142H19ZM58 143V142H57ZM65 143H67V142H65ZM71 143V142H70ZM74 143V142H73ZM72 143V144H73ZM95 143H97V142H95ZM116 143V142H115ZM121 143V142H120ZM122 143H123V141H122ZM176 143V142H175ZM179 143V142H178ZM195 143H192V144H195ZM199 143H198V145H199ZM208 143H209V141H208ZM239 142L237 141V144H238ZM245 142H243V144H244ZM24 144V143H23ZM26 144V143H25ZM34 144V143H33ZM39 144V143H38ZM53 144V143H52ZM60 144V143H59ZM62 144H63V142H62ZM78 144H80L79 142L78 143H76V145L77 146H79ZM89 145H90V143H88ZM152 144V143H151ZM170 144H172V143H169L168 145H170ZM183 144V143H182ZM181 144V145H182ZM191 144V142H189V145ZM214 144V143H213ZM213 144H208L209 146H207V150L208 149H211L212 148V145ZM240 144V143H239ZM238 144V145H239ZM242 144V143H241ZM240 144V145H241ZM251 144V143H250ZM8 145V146H7ZM16 145V144H15ZM22 145V144H21ZM21 145H20V147H21ZM27 145V144H26ZM31 146H32V144H30ZM30 145H28V146H30ZM43 145V144H42ZM53 145H55V143L53 144ZM61 145V144H60ZM70 145V144H69ZM95 145V144H94ZM100 145H104L103 143L102 144H100ZM181 145H180V147H181ZM184 145H187L186 143L184 144ZM184 145H182V146H184ZM203 145V144H202ZM210 145H211V148H209L210 147ZM223 145H224V143H223ZM222 145V146H223ZM239 145V146H240ZM27 146V147H28ZM30 146V147H31ZM44 146V145H43ZM55 146H57V145H55ZM68 146V145H67ZM66 146V147H67ZM72 146V145H71ZM91 146V145H90ZM142 146V145H141ZM158 146V145H157ZM188 146V145H187ZM191 146V145H190ZM195 146H197V144H195ZM195 146H192V147H195ZM216 142H215V145L213 146L214 148H215V150H216ZM218 146V145H217ZM236 148H237V145H234ZM233 146V147H234ZM243 147H244V145H242ZM241 146V148H242V152L243 151H246V149H244L243 147ZM264 146V145H263ZM23 147H24V145H23ZM23 147H21L20 149L21 150H24V148ZM26 147V146H25ZM26 147V148H27ZM40 147H41V145H40ZM72 147H74L75 148V144H73V146ZM89 147V146H88ZM87 147V148H88ZM94 147V146H93ZM107 147V146H106ZM127 147H128V145H127ZM168 147V146H167ZM175 147V146H174ZM198 147V146H197ZM200 147V146H199ZM203 147H204V149H202L203 150V152L204 151H207V150H205L206 148V144H205V146L203 145ZM13 148V147H12ZM23 148V149H22ZM31 148H34V146H32ZM78 148V147H77ZM81 147H79V149H80ZM83 148H84V145H83ZM98 148V147H97ZM107 148H109V147H107ZM118 148V147H117ZM121 148V147H120ZM119 148V149H120ZM134 148V147H133ZM132 148V149H133ZM140 148V147H139ZM148 148V147H147ZM151 148H153V147H151ZM158 148V147H157ZM171 148V147H170ZM176 148V147H175ZM175 148L173 149V154H175L174 153V150H175ZM188 148H189V146H188ZM213 148V149H214ZM250 148V147H249ZM261 148V147H260ZM264 148V147H263ZM7 148H5V150H6ZM11 149V148H10ZM9 149V150H10ZM35 149V148H34ZM37 149V148H36ZM41 149V148H40ZM46 149H47V147H46ZM76 149V148H75ZM141 149V148H140ZM144 149H146V148H144ZM177 149H178V147H177ZM181 149V150H180ZM191 149V148H190ZM189 149V150H190ZM197 149V148H196ZM212 149V150H213ZM239 149V148H238ZM238 149H236V150H238ZM255 149L256 150H254V152L255 151H257L258 149L255 147ZM262 149V148H261ZM260 149V150H261ZM8 150V151H9ZM11 150H13V149H11ZM21 150H20V152H21ZM27 150V149H26ZM30 150V149H29ZM33 150V149H32ZM32 150L31 151H28V153H30L31 152V155H32ZM38 150V149H37ZM42 150V149H41ZM90 150V149H89ZM88 150V151H89ZM96 150V149H95ZM130 150V149H129ZM161 150V149H160ZM169 150V149H168ZM171 150V152H172V149H170ZM170 150L168 151V152H165L164 153V155L166 156V154H168V153H171L170 152ZM183 150H187V148H179V150L178 151H183ZM191 150H193V152H194V150L195 149H191ZM200 150V149H199ZM202 150H201V152H202ZM218 150V149H217ZM236 150L234 151V149L232 148V151H234V153H236ZM250 150V149H249ZM259 150V151H260ZM263 150V149H262ZM14 151V150H13ZM17 151V150H16ZM16 151H14L15 152V154H16ZM34 151V150H33ZM46 151V150H45ZM47 151H49V150H47ZM46 151V152H47ZM63 151V150H62ZM62 151H60L61 153H62ZM98 151V150H97ZM136 151L138 152V149H136ZM152 151V150H151ZM155 151V150H154ZM153 151V152H154ZM167 151V150H166ZM176 151V150H175ZM219 151V150H218ZM264 151V150H263ZM263 151L261 152V153H263ZM10 152H12V151H10ZM19 152V153H20ZM25 152V151H24ZM24 152H23V154H24ZM35 153H36V150L34 151ZM33 152V153H34ZM39 152V150L37 151V153ZM72 152V151H71ZM99 153H100V151H98ZM98 152H96V153H98ZM104 152V151H103ZM140 152V151H139ZM143 152V151H142ZM158 152H159V148H158ZM188 152V151H187ZM192 152V151H191ZM190 152V154H192ZM197 152V151H196ZM208 152V151H207ZM210 152V151H209ZM208 152V153H209ZM223 152V151H222ZM228 152V151H227ZM242 152H240V153H242ZM248 153H249V151H247ZM3 152H1V154H2ZM9 153V152H8ZM25 153H27V152H25ZM35 153L33 154V155H35ZM52 153V152H51ZM60 153V154H61ZM64 153V152H63ZM120 153V152H119ZM132 153V152H131ZM136 153V152H135ZM177 153V152H176ZM183 153V152H182ZM195 153V152H194ZM193 153V154H194ZM197 153H199V151L197 152ZM233 153V152H232ZM233 153V154H234ZM256 153H258V151L257 152H255V153H253V155H252V157L254 156V154H256ZM7 154V153H6ZM5 153H4V155H6ZM14 154V153H13ZM22 154V152H21V155L20 156H22L23 155ZM85 154H87V152L85 153ZM94 154V153H93ZM136 154H138V153H136ZM142 154H145V153H142ZM147 154V153H146ZM153 154V153H152ZM155 154V153H154ZM173 154L171 155V156H173ZM179 154V153H178ZM177 154V155H178ZM181 154V153H180ZM187 154V153H186ZM196 154V153H195ZM206 154V153H205ZM231 154V153H230ZM252 154V153H251ZM3 155V156H4ZM10 155H12V154H10ZM32 155V156H33ZM41 155H44V153H42ZM41 155L40 154H37V155H35V156H40L41 157ZM73 155V154H72ZM83 155V154H82ZM97 154H95V155H93V156H96ZM102 155V154H101ZM123 155V154H122ZM133 155V154H132ZM140 155V154H139ZM148 155H149V153H148ZM157 155V154H156ZM164 155H161V156H163L164 157ZM177 155H175V156H177ZM229 155V154H228ZM237 155H239V153H237ZM248 154L246 153V155L245 156H247ZM257 156H256V158H258L259 156L258 155H260V153H258V154H256ZM262 155V154H261ZM260 155V156H261ZM264 155V154H263ZM8 155H6V157H7ZM14 156V155H13ZM12 156V157H13ZM15 156H17V157H19L18 155H15ZM26 156V155H25ZM90 155H88V157H89ZM92 156V155H91ZM93 156H92V158H93ZM138 156V155H137ZM147 156V155H146ZM155 156V155H154ZM235 156V155H234ZM240 156V159H241V156H242V154L241 155H239ZM243 156H244V153H243ZM242 156V157H243ZM244 156V157H245ZM5 157V158H6ZM10 158H11V156H9ZM37 157H35V158H37ZM48 157V156H47ZM45 157L46 159H49L50 157ZM58 157V156H57ZM98 158L100 157V155H98L97 156ZM126 157V156H125ZM139 158L136 160V161H138V160H140V156H138ZM144 157V156H143ZM142 157V158H143ZM150 157H152V156H150ZM159 157V156H158ZM178 157H180V155L178 156ZM186 157V156H185ZM222 157V156H221ZM220 157V158H221ZM224 157V156H223ZM227 157V156H226ZM243 157V158H244ZM2 159H3V157H1ZM1 158H0V160H1ZM5 158H4V160H5ZM25 158H29V155H28V157L26 156ZM25 158H24V160H25ZM66 158H68V157H66ZM103 158V157H102ZM105 158V157H104ZM136 158V157H135ZM156 158V157H155ZM154 158V159H155ZM177 158V157H176ZM182 158V157H181ZM188 158V157H187ZM228 158H229V156H228ZM228 158L226 159V161L225 162H228L227 160H228ZM239 158V157H238ZM238 158H236L235 157V159L236 160H238ZM246 158H249V155H248V157H246ZM256 158H253V159H255V160H257ZM260 158V166H261V164H262V166H263V168H262V170L264 169V156H261V157H259ZM263 160H262V159ZM18 159V158H17ZM16 159V160H17ZM38 159H39V157H38ZM37 159V160H38ZM43 159H44V156H43V158H42V161H43ZM91 159V158H90ZM96 159V158H95ZM128 159H130V158H127L126 159V161L128 162ZM132 159V158H131ZM147 159H149V158H147ZM161 159H162V157H161ZM179 159V158H178ZM183 159V158H182ZM222 159H224V158H222ZM222 159H220V160H222ZM224 159V160H225ZM230 159V158H229ZM234 159V158H233ZM245 159V158H244ZM250 160H251V158H249ZM18 160H20V159H18ZM23 160V159H22ZM29 160V159H28ZM36 160V159H35ZM39 160H41V159H39ZM39 160H38V162H39ZM50 160H51V158H50ZM50 160H48V162H50L51 164V166H53L54 165V163H53V161H50ZM74 161L75 160H78V159H73ZM72 160V161H73ZM134 160V159H133ZM164 160V159H163ZM180 160V159H179ZM187 160V159H186ZM223 160V161H224ZM235 160V161H236ZM246 160H248V159H246ZM250 160H248V161H250ZM8 161V160H7ZM15 161V160H14ZM44 161H45V159H44ZM89 161V160H88ZM95 161V160H94ZM131 161V160H130ZM129 161V162H130ZM142 161V160H141ZM149 161V160H148ZM182 161V160H181ZM212 161V160H211ZM219 161V160H218ZM231 161V160H230ZM229 161V162H230ZM232 161H234V160H232ZM235 161L234 162H232V164H233V167L235 166L234 164H238L239 163V160H238V163H235ZM243 161V160H242ZM248 161H243L244 163L245 162H248ZM4 162V161H3ZM2 162V163H3ZM20 162V161H19ZM28 162V161H27ZM36 162V161H35ZM47 162V160H46V164L48 163ZM69 162H71V161H69V158H68V164H70ZM81 162H83V161H81ZM90 162V161H89ZM91 162H92V160H91ZM120 162H121V160H120ZM156 162V161H155ZM162 162V161H161ZM164 162H166V161H164ZM170 162V161H169ZM195 162V161H194ZM237 162V161H236ZM256 162V161H255ZM254 162V163H255ZM9 165H11L9 162H7ZM15 163V162H14ZM21 163V162H20ZM32 162H30V164H31ZM66 163V162H65ZM73 163V162H72ZM76 163V162H75ZM74 163V164H75ZM133 164H134V161L132 162ZM142 163V162H141ZM163 163V162H162ZM171 163V162H170ZM212 163H215V162H212ZM223 163V162H222ZM240 163H241V161H240ZM239 163V164H240ZM243 163V164H244ZM256 163H258V162H256ZM16 164V163H15ZM18 164V163H17ZM33 164V163H32ZM43 163H41L40 162V164H37V165H40L42 168L41 169H46L47 167H50V166H45V164H43L44 165V168H43V165H42ZM63 164V163H62ZM68 164H66V165H68ZM79 164V163H78ZM137 164H138V162H137ZM161 164V163H160ZM168 164V163H167ZM182 164V163H181ZM196 164V163H195ZM203 164V163H202ZM206 164V163H205ZM221 164V163H220ZM238 164V165H239ZM242 164V163H241ZM242 164V166H240L239 165V168H238V166H237V168L240 170V167H242V168H244V165ZM136 165V164H135ZM143 165V164H142ZM145 165V164H144ZM209 165V164H208ZM215 165V164H214ZM224 165V164H223ZM246 165V164H245ZM1 166V165H0ZM18 166V165H17ZM20 166V165H19ZM24 166V165H23ZM30 166V165H29ZM28 166V167H29ZM32 166H35V165H31L30 167H32ZM65 166V165H64ZM137 166V165H136ZM172 166V165H171ZM177 166V165H176ZM182 166H184V165H182ZM188 166V165H187ZM218 166V165H217ZM225 166V165H224ZM231 166V165H230ZM6 167V166H5ZM16 167V166H15ZM28 167H27V169H28ZM46 167V168H45ZM166 167H167V165H166ZM193 167V166H192ZM195 167V166H194ZM202 167V166H201ZM204 167V166H203ZM17 168V167H16ZM37 168L38 167H36L35 166V173L38 175L39 173L41 174V172H38L37 171ZM40 168V167H39ZM38 168V170L40 171L41 169H39ZM52 168V167H51ZM62 168H64V167H62ZM189 168V167H188ZM200 168V167H199ZM234 168H236V167H234ZM258 169H259V165H258V167H257ZM6 169V168H5ZM19 169H21V167L19 168ZM25 169V168H24ZM30 169V168H29ZM28 169V170H29ZM34 169V168H33ZM32 169V170H33ZM48 169V168H47ZM186 169V168H185ZM191 169V168H190ZM229 169H231V168H229ZM8 170H9V168H8ZM8 170H5V171H8ZM15 170V169H14ZM31 170V169H30ZM29 170V171H30ZM31 170V171H32ZM43 170H41V171H43ZM49 170V169H48ZM235 170V172L237 171V172H240L241 174H242V172H241V170L239 171V170H236V169H234ZM243 170V169H242ZM253 170V169H252ZM4 171V170H3ZM12 171H13V169H12ZM12 171H11V167H10V172L12 173ZM26 171V170H25ZM30 171V172H31ZM165 171V170H164ZM172 171H174V170H172ZM192 171V170H191ZM264 171V170H263ZM1 172V171H0ZM20 172H21V170H20ZM38 172V173H37ZM50 172V171H49ZM163 172V171H162ZM229 172H232L231 170H229ZM228 172V173H229ZM18 173V172H17ZM32 173V172H31ZM44 173H45V170H44ZM66 173V172H65ZM244 173H246V171L244 172ZM5 174H7V173H5ZM24 174H25V172H24ZM33 174V173H32ZM36 174H33V175H36ZM232 174H234L233 172H232ZM232 174H231V176H230V178L232 177ZM9 175V174H8ZM30 175V174H29ZM42 175V174H41ZM236 175V174H235ZM245 175V174H244ZM263 176H264V174H262ZM260 176V177H263V176ZM3 176H5V175H3ZM2 176V177H3ZM10 176V175H9ZM237 176V178L240 176V174H239V176L238 175H236ZM235 176V177H236ZM259 176H256V178L255 177H253V176H251V177H253V178H255L254 180H252L253 178H251L250 180L251 181H248V182H251V184H252V182H253V184L251 185V184H249V186H253L254 184V186L253 187H255L256 186V184L258 185V187L260 188V186H264V178H259ZM11 177V176H10ZM15 177V176H14ZM24 177H26V176H24ZM35 178H36V176H34ZM42 177H43V175H42ZM184 177V176H183ZM241 177H244V176H242L241 175ZM240 177V178H241ZM257 177L259 178V179H257ZM34 178V179H35ZM229 178V180H231ZM234 178V177H233ZM245 179H246V177H244ZM250 178V177H249ZM22 179V178H21ZM29 179V178H28ZM38 179V178H37ZM36 179V180H37ZM209 179V178H208ZM239 179V178H238ZM245 179H243V181L245 180ZM1 180V179H0ZM6 180V179H5ZM11 180V179H10ZM42 180V179H41ZM113 180V179H112ZM210 180V179H209ZM225 180H228V179H225ZM234 180H237L236 178L234 179ZM234 180L232 181V182H234ZM242 180V178L240 179V180H238L236 183H238V185H237V187L239 186V182ZM248 180V179H247ZM13 181V180H12ZM12 181H11V183H12ZM31 181V180H30ZM34 180H32V182H33ZM222 181V180H221ZM246 181V180H245ZM59 182V181H58ZM93 182V181H92ZM99 182V181H98ZM172 182V181H171ZM186 182V181H185ZM218 182V181H217ZM231 182V183H232ZM10 183V184H11ZM176 183V182H175ZM183 183V182H182ZM208 183H210V181L208 182ZM220 183V182H219ZM222 183H228V181H226V182H222ZM230 183V181H229V183L228 184H231ZM0 184H2V183H0ZM4 184V183H3ZM10 184L9 185H7V186H9V188H10ZM114 184V183H113ZM180 184V183H179ZM186 184H189V183H186ZM233 184V183H232ZM242 184V183H241ZM243 184H244V182H243ZM243 184L242 185H240V186H243ZM245 184H246V182H245ZM244 184V185H245ZM11 185H13V184H11ZM170 185V184H169ZM175 185V184H174ZM221 185V184H220ZM219 185V186H220ZM224 185V184H223ZM233 185H235V184H233ZM3 186H5V184L3 185ZM19 186V185H18ZM40 186V185H39ZM182 186V185H181ZM217 186V185H216ZM222 186V185H221ZM236 186V185H235ZM235 186H230V187H235ZM6 187V186H5ZM5 187H2L3 189L5 188ZM46 187V186H45ZM227 187H229V186H227ZM258 187H256V188H258ZM32 188V187H31ZM30 188V189H31ZM38 188V190L40 189L39 187H37ZM60 188V187H59ZM34 189V188H33ZM33 189H31V190H33ZM263 189V188H262ZM36 191H37V189H35ZM264 190V189H263ZM55 191V190H54ZM35 192V191H34ZM57 192V191H56ZM16 193V192H15ZM41 193V192H40ZM45 193H47V192H45ZM84 193V192H83ZM82 193V194H83ZM23 194V193H22ZM90 194V193H89ZM86 195V194H85ZM88 195V194H87ZM62 196V195H61ZM44 197H46V195L44 196ZM29 198V197H28ZM31 198V197H30ZM32 198H33V196H32ZM38 198V197H37ZM42 199H43V197H41ZM40 198V199H41ZM60 198V197H59ZM86 198H88V197H86ZM90 198H91V196H90ZM153 198V197H152ZM36 199V198H35ZM39 199V198H38ZM78 199V198H77ZM80 199V198H79ZM85 199V198H84ZM46 200V199H45ZM4 201V200H3ZM40 201V200H39ZM44 201V200H43ZM48 201V200H47ZM86 201H87V199H86ZM92 201V200H91ZM6 202V201H5ZM31 202V201H30ZM44 202H46V201H44ZM49 202V201H48ZM50 202H51V200H50ZM95 202V201H94ZM41 203V202H40ZM43 203V202H42ZM59 203V202H58ZM76 203V202H75ZM96 203V202H95ZM95 203H93V204H95ZM3 203H1V205H2ZM27 204H29V203H27ZM51 204V203H50ZM78 204H81V203H78ZM91 204V203H90ZM33 205V204H32ZM32 205H31V207H32ZM42 205V204H41ZM48 205H49V203H48ZM52 205V204H51ZM65 205V204H64ZM71 205V204H70ZM76 206V205H75ZM62 207V206H61ZM33 208V207H32ZM34 209V208H33ZM29 210H30V208H29ZM36 211V210H35ZM5 212V211H4ZM34 213V212H33ZM32 214V213H31ZM79 215V214H78ZM60 217V216H59ZM64 217V216H63Z\"/></svg>", "mask_w": 264, "mask_h": 264}]
</instances>
